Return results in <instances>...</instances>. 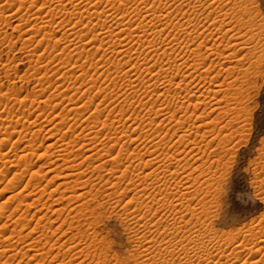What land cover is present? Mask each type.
<instances>
[{
    "label": "rangeland",
    "instance_id": "1",
    "mask_svg": "<svg viewBox=\"0 0 264 264\" xmlns=\"http://www.w3.org/2000/svg\"><path fill=\"white\" fill-rule=\"evenodd\" d=\"M14 1L15 0H0V9L2 8V10L5 12L4 17H3L5 22L0 21V23L2 22L1 23L2 25H0V209L1 210L3 209L2 211L0 210V228H2V229H0V251H2V252H0V264H3L4 262H5L4 264H6V263H9V264H139L142 261L144 262V260L146 263H140V264H148L149 262L150 263L152 262L151 264H153V263L155 264V262H157V261L158 262L156 264H163V263L164 264H174L175 262L177 263V261H180L179 258H176L178 256H175L174 257L175 259L172 256H170L171 260H170L169 256L168 257L165 256L166 258H163L160 256H156L153 258L152 256L155 254L154 253L152 254V251H151L152 256H147V253L144 251H145V248L147 247V242L150 238V235L152 236V234H150V233H149L150 235L147 234L146 235L147 237H144V235H142V238H141V236H140L141 233L136 232V230L138 228L137 224L136 223H135L136 225L132 224V222H130L129 219L132 220V218L134 217L131 213L136 215L137 211H138L137 215L140 216L141 218L150 219V218L155 216L154 217L155 221H157V219L159 220L160 213H158L156 215H153V213H147V212L145 213V210L141 206H139V205L136 206V202H134V200L132 198L134 197V194H137V192H138L137 190H140V188L136 189L137 187L134 186L135 183L132 182V180L134 178H136V176L139 173L138 171L140 170L138 168L140 166L138 163L141 162L139 155L140 156H141V154L142 155L143 154L149 155L148 152H150L152 154H154V153L156 154V152H157L156 151L157 149L152 150V151L151 150L148 151V148L150 147L148 144H149V141L151 140V138L152 137L155 138L156 135H158V133L160 135V132H161L160 136L164 135L166 130H168L170 128L169 125H167V127H166V126H163V124H161L162 118H160V117L156 118L154 113L148 112L147 111L148 106L150 107L153 104V105H156L157 107H160V105L162 104L163 105L162 108L164 106L166 108V106L168 107L169 105H171V106H169V108L171 107L170 110H172V109L177 110L178 104H175V102L173 103V100H171L169 98L165 99L166 97L163 98L165 100H163L162 98H159L158 97V94H160V93H158L160 91L159 88L156 89L157 91L156 90L151 91V89L148 88V87H151L149 84H151L152 83L151 81H153V80H149V79H152L153 76L151 77V74L148 73V70H145V69H146V67H147V69H149V68L152 69L151 65H154V63H156V60L155 59L151 60L152 57L147 54L148 53L147 50L143 49L147 46L143 47L142 44L140 45V43H139L140 41L136 40L137 44H133L134 46L132 45V48H131L132 55L130 56V58L128 56L127 57L125 56V58H121V56H118L116 54V52L112 51L114 49V46L116 45V48H117L118 47L117 44L120 42L116 41V40L110 41V40L106 39L104 36L103 37L101 36L102 37L101 42H100V39L93 38L94 37L93 33L96 35L99 33L101 34V32L102 33L104 32L103 27L101 25H99L96 22V20H92L94 17H91V18L88 17L89 12L87 14V13H85V11L83 9L75 7V6H77L78 1H79V5H84V4H90L91 5L92 4L91 6L96 7V5L99 4L102 7L101 8L98 5L99 11H101V10L105 11L108 8L107 11H105V12H107V14L109 12H110L109 14H113L115 16V18L118 19L119 23H121L122 17H124V18H126V19L122 20V23L125 22L124 25L126 24V21H127V24H129V22L133 19L136 21L138 20L137 21L138 24L139 23L145 24V22L147 21L148 25H151V22L149 20L143 19V21H142V17H139L136 15L139 13L140 10L146 11L147 10L146 8H148L149 5L147 6L146 4H143V0H140V1L138 0L137 3L135 1V4H134V1L131 0L129 2L131 4V6L128 7L130 4H127L124 7L125 10L128 7V9H127L128 12L125 11L123 8L124 13L122 11V13L120 14V12H118V9L120 8L119 6L121 4L120 0H114V1L110 0L111 2H106L108 0H104V1L102 0V2H101V0H98L97 3L95 2L96 0H91V3H90V0H83V1L77 0V2L75 0L76 4H75L74 0H71V1L70 0H68V1L67 0H49L47 2H46V0H44V1L43 0H39V1H37V0H32V1L31 0H27V1L23 0L24 2H26V3H23V4H25V7L23 6V8L20 6V4L17 7V4L19 2H21L22 0L21 1L17 0L16 2H14ZM72 1H73V3H72ZM99 1L101 2V4ZM147 1L148 0H144V3H147ZM151 1L154 2L155 0L154 1L151 0ZM188 1L187 0H181V2H180V0H176V1L173 0V3H172L171 1L168 2V1L164 0V2H166L167 5L169 6L170 10H172V9H174V10H172L171 12H170V10H167V12L165 11V13L163 12V15L160 14L161 17H159L160 19H158V20H161V18H162L166 22L172 21L175 23V22H178L179 20L184 22V20L186 21L190 18L191 20L194 21V23L197 22V24H200V28H204V27L205 28H213L212 26L217 28V26H219V25L221 26L222 23L223 24H225V23L229 24L230 19L232 18L230 15L235 16L237 13H240L243 10V9L241 10V8H245L247 6H248L247 8H249V10L246 8L248 10V13H249V11H254L255 12L254 16L256 15L257 18L254 17L256 19V20H253L255 22V25H254L253 24L254 22H251L250 18L248 19V17H246L244 12H243V14L246 18L243 16L242 13H240V15L242 14L241 16L238 14V16H240L239 18L243 19V20L241 19L242 23L240 21V23L242 24L241 26H239L238 23H236L237 20L234 21L235 24H233L234 23L233 22L232 24L228 25L229 28H234V26H235L236 31H234V32H236L237 34L240 32L239 35L244 36L245 38L247 37L246 41H245L247 43H244V40H243V44L241 42L240 46H238V48H236L234 51L232 48H231L232 51L230 50L229 47H231V46L228 44L227 38H223L224 40H222L221 38H219L220 36L218 37L217 35L212 37V39L210 38L211 40L206 39V41L203 44H201L202 38L199 39L195 43L196 47H198L199 45H202L201 52L206 53V48L210 44H211L210 46H212V44H216V45L218 44L219 45V42L220 43L224 42V43H221V45L222 44L223 45L221 46L222 48H220V49H221V51L224 50V52H225V50L227 51L225 53L223 52V54H224V57L228 56V58H226V59L223 58L224 60L220 59L221 61L217 60L218 63L216 62V65H215L216 67L214 66L213 72L220 73V78L215 79V80L211 79L212 78L211 76L213 74V72H212L210 74V77H208L209 80H208V83H206V87L205 86H201V88L199 87L200 89L195 93V95H193V94L191 95L192 97H191L190 103H192V107H193V104H195V103L198 104V102L200 103V101L202 99H203V102L204 101L209 102L210 99L212 101H215L216 98H217V100L215 102L210 101L209 103H205L206 104L205 106L203 104L200 108H198L197 111H195L196 112L195 114L192 113V111L194 109L193 108L192 111L190 112V113H192V115L189 113V115L187 116L188 119L186 118L188 120L187 124L188 125L191 124L190 126H193L192 125L193 123L194 124L196 123V125H195L196 127H199L202 124L203 125L207 124V123H209V124L204 126V127L201 126L200 130L198 129V131L196 129H194V130L189 132V134L192 135V136L189 135V137H190L189 141L191 142V144L188 141L189 142L188 144H186L187 142H185L184 143L185 145L182 143L183 145L179 144L181 146H178L180 148V152L184 151L182 154V158L184 156L182 161L185 162V163L184 162L181 163V166L184 167L183 170H180V172H182V171L184 172L183 176H180L178 179L183 180L181 183L182 189H183V187L186 188V189L182 190L183 192H181V194H183L184 192L186 193V199H182V201L184 200L183 204H182L183 206L181 205L183 208H181V210H180V211H182V213L180 215H178V217L180 218V216H182V215H185V216H182L183 220L178 219V221L181 224L179 222L176 223L177 221L176 222L174 221L176 219L175 216H172V218L171 217L168 218L167 214L171 211L170 210L168 212V210L170 208L167 207V209H166L163 206L164 207V210H163L164 214L167 212L168 213L166 214L167 219L164 218L163 221L161 220L158 222V223L161 222L159 225V228H161L160 232H163L165 230V227H166V229H167V227H170V228L172 227L171 229L179 228V233L181 231L182 234L176 233L175 235H173L172 236L173 238L176 237L174 240L172 237H171L172 240L167 239V240H170V241H168V244H169L168 246L169 247L171 246V248H170L171 250L176 249V250H174L175 252H178L181 249H183V245L185 243L190 242L189 238L191 237L190 238L191 242L188 243V245H190V246H188L189 248H191V247L195 248V246L193 244H191V243H193L192 241L197 242V244L199 242V244L201 246L204 245V250L203 249L202 250L203 251H205V249L207 251L209 250L208 252H211L212 250L214 251L215 246L217 247L216 249H218L222 246V248L228 250V252L233 251L234 248H236V250H237V248H240L239 251H241V253H240L241 259H239V261H238L239 264H240V262H241V264H258V263L264 264V246H262V245H264V135H261L259 139H257L256 136L254 135L256 132V126L254 123V113H255L256 109L251 106V101L253 99V92L255 91L258 94L260 89L264 88V59H263L264 58V50H263L264 48H262V47H264V45H263L264 42H262V41H264V38L261 39V43L260 42L258 43L255 41L259 40V38H256L255 37L256 35H254L253 38L251 39V41L254 40L255 38H256V40H254L253 42L249 41V39H250L249 37L252 36V33H255V31H256L255 34H257L258 30H259L258 33L260 32V29H258L260 26L258 28L256 26L257 22H259L258 24L263 27L262 30L264 29V0H248V2H247V0H245L246 4H244V2H243V4L241 3L242 5L236 4L235 6L233 4V0H222L221 3L219 2L220 6H217V7L214 4L213 0H206V3H208L207 9H204V11L201 9V11H198L197 13L188 10V8L186 10V5L189 2H191L192 0H190L189 2ZM6 2H7V5H6ZM105 2L107 3V5H105L106 4ZM115 2H116V4H115ZM211 2H213V4H211ZM95 3H96V5H94ZM111 3H113V4H111ZM170 3H171V5H170ZM32 4H34V5H32ZM181 4H182V6H181ZM210 4H211V6H213V5L214 6L211 7ZM9 5L11 7H9ZM43 5L45 7H43ZM70 5H71V7H70ZM112 5L115 7V10L112 9V7H111ZM29 6H31V8ZM172 6L173 7L175 6V7L173 8ZM103 7H105V8H103ZM178 7H180V8L177 12ZM209 7H210V9H208ZM53 8H55V9H53ZM76 8L78 9L77 11H76ZM134 8L136 9L137 13L135 12ZM8 9H10V10H8ZM11 9H12V11H11ZM39 9H40V11H39ZM180 9H181V11H180ZM213 9H216V10L212 11ZM175 10H176V12H175ZM221 10L224 11L222 13H228L229 17H227L225 19V17H221L222 13L219 14L220 16L215 13V11L217 12V11H221ZM74 11H76L77 13H74ZM173 11H174V13H173ZM179 11H180V13H179ZM184 11H185V13L182 14L181 12H184ZM90 12H92V11H90ZM125 12H127V13H125ZM189 12L192 14V16L189 15L190 14ZM213 12H214V14H213ZM50 13H52L53 16ZM61 13L63 15H61ZM78 13H80V15L82 13V15L79 16ZM177 13H178V15H176ZM200 13H202L201 14L202 16H200ZM55 14H56V16H55ZM125 14H127V15H125ZM197 14H199V17ZM77 15H78V17H77ZM167 15L169 16V18L166 17ZM208 15H209V17H211L210 19H209ZM215 15H217V16H215ZM0 16H3V15L1 14ZM84 16H86V17H84ZM173 16L176 18H174ZM195 16L198 18H196ZM53 17H55V18H53ZM81 17L85 18V19L82 18L83 24L81 23L82 25L78 24L76 26L75 24H77V21L79 19H81ZM118 17H120V18H118ZM138 17L140 19H138ZM170 17L172 18V20ZM216 17H218V18L220 17L219 19H217V22L213 21V20H216L215 19ZM71 18H72V21H73V19H75L76 23H74L75 21L71 22ZM37 19L38 20L40 19L45 24L46 28H45L44 24L42 22H40V20L38 22ZM127 19H129V20H127ZM35 20H37V21H35ZM45 20L47 21V25L45 23L46 22ZM247 20H249L248 22H250V23H248ZM51 21H52V23H51ZM65 21L67 24L65 23ZM222 21H224L225 23ZM35 22H37L38 24ZM91 22L93 23V25H94V23H97L98 27L95 25L93 26L91 24ZM212 22H214V23H212ZM50 23H51V25H50ZM57 23H58V27H57ZM71 23L74 25L73 27H72ZM88 23L90 25H88ZM246 23H248V24H246ZM144 24L143 25L140 24V25L144 26ZM49 25L51 26V28L49 27ZM86 25H88V26H86ZM243 25H244V27H243ZM246 25L249 27H246ZM250 25H252V26H250ZM253 25H254V27H253ZM40 26L42 27L41 29L39 28ZM75 26L77 28H75ZM108 26L109 27H111V26L116 27V24H114V22H110L108 24ZM126 26L127 25H125V27ZM128 27H129V25H128ZM240 27L242 28L241 30H240ZM250 27H252V28H250ZM34 28L36 31L34 30ZM70 28L71 29L72 28L77 29V30H76V32L73 29L71 31ZM78 28L79 29L81 28V29L79 30ZM218 28H220V27H218ZM249 28H250V30H249ZM253 28H255V29L257 28V30H255V29L253 30ZM99 29H101V31ZM26 30L27 31L29 30L30 32L29 31L26 32ZM37 30H39L40 32L39 31L37 32ZM78 30H79V32H78ZM70 31L72 33L74 32V35L70 34L71 33ZM87 31H89V32H87ZM93 31H95V32H93ZM249 31H251L250 34H249ZM45 33H47V34L45 35ZM69 34H70V36H69ZM231 34H232V32H230L229 36H231ZM263 34H264V32H263ZM86 35L89 38L86 39V37H87ZM41 36H44V39ZM73 36H75V37L77 36L76 39ZM84 36H86V37H84ZM180 36L182 37V35H180ZM81 37L82 38L84 37V38L82 39ZM68 38L69 39L74 38L75 40L74 39L69 40ZM79 39H80V41H78ZM81 39H82V41H81ZM220 39L222 41H220ZM39 40L41 43L39 42ZM67 40L71 41V42H68ZM94 40H96V41H94ZM56 41H57V43H55ZM86 41L88 43H90L91 45L89 44V46H88V43ZM216 41H217V43H215ZM105 42L108 43L107 46H106ZM75 43L77 45H75ZM86 43H87V45H86ZM114 43H116V44H114ZM230 43H234V42L230 41ZM256 43H258V45ZM99 44H101V45H99ZM227 44L229 45V47H227L228 46ZM252 44H255L254 45L255 47L254 46L251 47ZM259 44L260 45L262 44V46H259ZM83 45H86V46H83ZM64 46L66 49L64 48ZM137 46H139V47H137ZM256 46H258L259 50H262V52H260L259 50H256V49H258V47H256ZM46 48H47V50H46ZM53 48H56V49L52 50ZM77 48H78V50H77ZM226 48L227 49L229 48V49L227 50ZM240 48H243V50ZM249 48H251V49H249ZM96 49H99L100 51L99 50L96 51ZM133 49H136L137 51H135ZM174 50H175V48L173 49L172 57L175 54L176 55L173 58H175L177 55H178L177 57H179V55L182 53L180 47L176 48V51H174ZM237 50H238V53H237ZM240 50H242V51H240ZM139 51H142V52H139ZM78 52H79V54H78ZM177 52H180V53H177ZM232 52H233V54H230ZM141 53L142 54L144 53V54L141 55ZM139 54L141 55V57ZM146 54H147V56H146ZM69 55H70V57H69ZM81 55H83V56L81 57ZM103 55H104V57H103ZM116 55H117V57H116ZM136 55L138 56V59H137L138 61L135 60L137 58ZM241 55L242 56L246 55V56L245 57L243 56L244 57L243 58ZM131 57L132 58L134 57V58L132 59ZM241 57H242V59H241ZM66 58L68 60H66ZM128 58H129V61L131 60V65L125 66L126 60L128 61ZM147 58H149V59H147ZM238 58H240L239 59L240 61L238 60ZM70 59H72V60H70ZM112 59L115 60V62ZM62 60H63V62H62ZM105 60H107V61H105ZM118 60L121 61L122 64ZM144 60L146 63L144 62ZM148 60H149V63H148ZM259 60H261V61H259ZM38 61L40 62V64ZM104 61H105V63H104ZM112 61L114 62V64ZM123 62H125V63H123ZM147 63H148V65H145ZM157 64H159V65H157V66H159L157 68H160L162 65H163L162 66L163 68L161 67L162 69L167 68L166 66H164V64H162L160 62ZM239 64L242 66H240ZM60 65L62 67H60ZM96 65H97V67H95ZM139 65H141V67H140V69L136 68L137 69L136 71H138V75H139V73H140V75L142 73V77H140L139 82H137L136 84H130V81H129L130 77L125 78V72L129 68H131V66L132 67L133 66L139 67ZM144 65H145V67H144ZM45 66H46V68H45ZM66 66H67V68H66ZM98 66H100L101 69ZM233 66L235 67V69ZM94 67L96 69H99V70H95ZM115 67H116V69H115ZM231 67H233L230 70L231 72L226 71L227 68H231ZM236 68H238V69H236ZM77 69L78 70L80 69V70L78 71ZM233 69L235 71L237 70L238 72H234ZM54 70H55V72H54ZM112 70H113V73H112ZM86 71H87V73H86ZM256 71H257V73H256ZM120 72L122 73L123 76L121 75ZM239 72H241V73H239ZM81 73L82 74L86 73L87 75L83 74L84 75L83 76ZM108 73H109V76L107 75ZM228 74H230V75L234 74V77L231 78V76H227ZM237 74H239V75H237ZM70 75L72 76V78L70 77ZM77 75H79V76H77ZM115 75H116V77H115ZM148 75L150 76L149 79H148V77H149ZM121 76L125 81L124 80L122 81ZM241 76L246 78V79H244V78L241 79ZM84 77H86L87 81H85L86 79ZM118 77H120L121 79ZM60 78H62V79H60ZM90 78H92V79H90ZM115 78H118L119 80L115 79ZM142 78H144L143 79L144 81L148 80V82L146 81L147 83H145L144 81H142ZM234 78H235V80H234ZM237 79H238V81H237L235 87L237 85H240L237 88L240 87L239 89L242 92L244 91L242 93L243 94L242 96H244L242 99H244V98L245 99H244V103H242L243 101L241 100L240 104L241 103L242 104L240 105L238 103V105L235 106V102H234V105H233V101L232 102L229 101V103H228V98L226 99V97H225L227 95V92H226L227 88L225 87V85L222 88H218V84H221V82H223L225 80L227 82L228 81L230 82V80L233 82V81H236ZM109 80H111V81H109ZM115 80L118 81L119 83L115 82ZM97 81H98V83H97ZM219 81H221V82H219ZM239 81L241 83H239ZM87 82H88V84H87ZM140 82L144 83V86ZM61 84H63V85H61ZM85 84L88 86H86ZM92 84L94 86H92ZM185 84H187V82ZM113 85H114V87H113ZM115 85H117V86H115ZM134 85H136L137 87ZM216 85H217V88H215ZM44 86H46V87H44ZM87 87H89V88H87ZM91 87L93 90L90 89ZM102 87H103V91H101ZM94 88H95V90H94ZM173 88H174V90L177 89L176 85ZM223 88H225L226 90ZM89 89L92 93L91 92L87 93L89 91ZM104 89H105V91H104ZM129 89H132V90H129ZM148 89H150L149 90V92L151 91L150 93L148 92ZM36 90L38 93L36 92ZM215 90L216 91L219 90V93H218L219 95L215 96L216 95V94H214ZM220 90H221V92H220ZM73 91H74V93H73ZM83 91L85 92V94H87L86 96H84L85 94ZM61 92L62 93L65 92L66 94L64 93L61 95L60 94ZM175 92L176 93L179 92L180 96L181 97L183 96V98H184V96H186V92L180 91V90L172 92L173 93L172 96H174L176 94ZM202 92H203V94H201ZM179 93H178V95H179ZM156 94H157V96H156ZM204 94L207 96H204ZM54 95H56L57 98H55L56 100L53 99V101H52L51 99L54 97ZM58 95H60L59 97H61V98H59ZM209 95H211V96L208 97ZM65 96H66V98H64ZM70 96H71V98H70ZM119 96H120V98H119ZM150 96H151V98H150ZM202 96L205 98H203ZM229 96L231 97L230 94H229ZM50 97H52V98H50ZM104 97H105V102L108 104L110 103L109 104V105H111V106H109L110 109H111V107H113V110H114V108L116 107L115 113H113L114 115L112 116V118H114V116L116 117L118 115H120V116L123 115V117H125L123 119V121H124L126 119H129L130 118L129 115H131L130 121L128 122V125L125 126V128L129 134L134 132V130L136 131V133H132L133 136H131L130 139L128 138L125 141V138L124 139L122 138L121 139L122 141L120 143L118 141L116 145H113V144H115V143H113V141L115 140V134L113 133L114 130L111 131V130L107 129L109 131V134H108L107 133L108 131L105 128L104 129L102 128V127H104L102 124H103L104 120L106 119V116H104L101 119L102 123H100L98 125H96L97 124L96 121L94 120V118H92V117H94L93 116L94 114H92V112L96 108V104L98 103V100H102V99L104 100ZM48 99H50V100H48ZM69 99H71V100L69 101ZM113 99H116V100H114L115 102H113ZM219 100H220V102H219ZM46 101L50 102V103H48V105H50V106L47 105ZM84 101H86V102H84ZM88 101L89 102L91 101V102L89 103ZM93 101H94V103H93ZM39 102H42V103L39 104ZM44 102H46V104ZM58 102L62 103V104H59ZM83 102L87 105L89 103V105H88L89 107L85 106ZM157 102L159 103V105ZM51 103L53 106L51 105ZM54 103L56 105H58V104L59 105L56 106ZM210 103L212 104L211 106H210ZM71 104L76 109H78L82 106L83 110L81 108H80V110L78 109L80 114L79 113L77 114L76 112H75L76 113L75 114L73 110L72 111L70 110V108L71 109L73 108ZM145 104H149V105L147 107H145ZM243 104H244V108H246V109L243 108ZM54 105L58 108L54 107ZM90 105H91V107H90ZM186 105H188V103H186ZM217 105H219V106H217ZM65 106L67 107V109ZM77 106H78V108H77ZM142 106H144V107H142ZM238 106H241L243 108V110L241 107H239V109L237 110ZM52 108H53V110H52ZM217 108H218V110H217ZM234 108H236V109H234ZM42 110L44 112H42ZM145 110H146V112H145ZM240 112L242 113V115L244 117L241 115ZM146 113H147V115H146ZM40 114L41 115L43 114V115L41 116ZM45 114H47V115H45ZM106 114H108L107 111H106ZM145 115L148 116V118ZM45 117L48 119H46ZM238 117H240V118L238 119ZM53 118L55 119V121ZM88 118L89 119L92 118V119L90 121H88ZM85 119H87V120L85 121ZM145 119L146 120L150 119L149 121H151L152 123L149 121H146ZM236 119H238V120L236 121ZM142 120L144 121L145 124H143ZM154 120L156 121L155 123H154ZM61 121L63 123L65 121L66 122L63 124V123H61ZM131 121H133V124H134L133 126H132ZM141 121H142V123H141ZM34 122H35V126L33 125ZM57 123L58 124L60 123L61 125L60 124L58 125ZM137 124H139V126ZM91 125H96V128L93 126L91 127ZM135 125H137V127ZM158 126H159V128H158ZM130 128H132V129H130ZM91 129H92V132L93 131H95V132H93L90 135ZM140 129H141V131H140ZM13 130H15V131H13ZM99 130H101L100 133H99ZM164 130H165V132H164ZM19 131L21 132V134ZM65 131H66V133H65ZM196 131H197V133H196L197 135H195V133H193ZM173 132H175V130ZM95 133H96V135L98 134L97 135L98 137L95 136ZM154 133H155V135H154ZM204 133H207V134L204 135L205 136L204 138H202ZM27 134H29V135H27ZM33 134L39 136V139L37 141L39 144L36 142V147L33 148V146H32V148L34 149L33 152L35 150H37L34 153L32 152V148L29 150V148L31 147L29 145L32 144V143H29V141L31 140V136ZM53 134H54V136H53ZM62 134L63 135L67 134L66 135L68 137L67 142L70 140L69 142H71V143H69V142L68 143H69V145L72 144V145H70L68 152H66V153H68V154H66V156L68 157V161H69V158L70 159L71 158L76 159L73 162L70 161V164H67V165L68 166L74 165L75 171L73 169V173L76 174V172H77L78 177H81V179L83 180V181L81 180L82 182L80 181L81 182V185L79 183L80 186L77 185L78 189H77V187H73L74 185L76 186V184L73 185V183H71V182H70V185L69 184L63 185L62 187L59 188L58 186L60 184H64L65 182L67 183V181H65L63 179L55 178L54 181L51 182L50 179L53 180L52 177L56 176V175L55 174L54 175L47 174V173H45V172H48V171H46L47 168H45V169L41 168L46 163H48V162L50 163L51 160L61 159V157L58 159V156H62V158L65 159L63 156V153L59 152L60 150H62L64 148L63 145H61V141H62L61 138L63 137ZM134 134H135V136H134ZM144 135H147L148 137L145 136V138H144ZM150 135L151 136L153 135V136L150 137ZM159 135L156 137L157 138L156 141H158L160 139ZM107 136H108V138H107ZM109 136H110V139H111V137H112V139L114 137V140H112V139L109 140ZM119 136L121 137V135H119ZM84 137H86V138L84 139ZM91 137H93V139H90ZM95 137H96V139H95ZM174 137L175 138H173V140H171L173 142L178 140L177 135H175ZM49 138H51V139H49ZM87 138H89V140H87ZM136 138H138V139H136ZM21 139H22V141H21ZM90 140H94V142L92 143V141L90 142ZM191 140L195 141V142L193 141L195 143V145H193ZM89 142L92 143V144H90V146L88 145ZM108 143L110 144V146ZM51 144L52 145L54 144V145L51 148L50 147L48 148V146ZM94 144H96V147L94 146ZM240 144L243 145V148H239ZM39 145H41V147ZM58 145H59V147H58ZM103 146L104 147L106 146L105 150L103 149ZM25 147L26 148L29 147V148L26 149ZM88 147H91V150H89L90 148H88ZM107 147H110V148H107ZM37 148H39L40 150ZM47 148H48V152H46ZM120 148L121 149L123 148L122 151ZM182 148H184L186 151ZM107 149H109V150H107ZM133 149H134V151H133ZM141 149H142V151H139ZM195 149H196V151H195ZM28 150H29V152H28ZM192 150H193V152H192ZM198 150H199V152H198ZM239 151L245 152L243 159L246 161V164L243 167H238V160L240 159V157L238 155ZM44 152H46V155L41 157V159H40L39 154H43ZM71 152H72V154H71ZM99 152H101V153L99 154ZM132 152H134V153H132ZM27 153H29V154L26 155ZM30 153H32V154H30ZM59 153H60V155H57ZM107 153H109V154H107ZM184 153H188V155L187 154L185 155ZM193 154H195V155H193ZM24 155L26 156L27 161L24 160L25 159ZM30 155H33V156L30 157ZM53 155H54V157H53ZM89 155H91L92 157H90ZM21 156H24V157L22 158ZM88 156H89L90 160L87 159ZM143 156H145V155H143ZM143 156H141V158ZM67 157H66V159H67ZM135 157H137V159ZM185 157H186V159H189L188 162L185 159ZM91 158H92V160H91ZM96 158H98L99 161ZM115 158L117 159V161H121L122 159L125 162L127 161V164H126L127 166H125V167H129L131 165L132 167L130 166L128 169V171L129 170L130 171L129 172L127 171L126 173H124L122 171H124V169H126L125 167L122 168V171H121V168L120 169L117 168ZM110 159H112V160H110ZM133 159L134 160L136 159L137 163ZM28 160H32V162L31 161L29 162ZM131 160L133 161L132 164H130ZM145 160L147 161L146 158H145ZM145 160H143L142 162H145ZM86 161H89V162H86ZM92 161H94L95 163ZM81 162H83V163H81ZM112 162H114V163H112ZM135 163H136V165H135ZM25 164H26V166H25ZM27 164H29L30 166ZM81 164H83V166ZM120 164H122V163L120 162ZM101 165H103V168ZM48 166L46 165V167H48ZM78 166H81V168H83V169L77 168ZM112 166H114L113 167L114 170L112 169ZM95 167H96V169H95ZM172 167H175V166H172ZM40 169H42V171H40ZM76 169L80 170L81 172L77 171ZM84 169H86V170H84ZM98 169H101V170H98ZM135 169H137V170H135ZM61 170H60V173L64 172L63 169H61ZM83 170H84V173H86V174H83ZM117 170H119L121 172H119ZM35 172H37V173H35ZM38 172H40L41 174H39ZM79 172L81 173V175L79 174ZM115 172H117V173H115ZM45 174H47V175H45ZM116 174H118V175H116ZM32 175H35V176L33 177ZM112 175H113V177H112ZM20 176H22V177H20ZM61 176L64 177L63 174H61ZM117 176H121V177H117ZM124 176H125V178H124ZM108 178H110V179L108 180ZM118 178L119 179L124 178V180H127V181L125 182L124 180H121V179L119 180ZM182 178H184V179H182ZM99 179H101V182ZM134 180L136 183L138 182L137 179H134ZM86 181L89 183L87 184ZM118 181H119V183H121V187L119 186L120 189L117 186ZM83 183H86V187H85V184H83ZM125 183L127 186L125 185ZM191 183H193V184H191ZM113 184H116V185L114 186ZM128 184H129V186H128ZM130 184H132V186ZM32 185L35 186L34 188H36V186H37V189H34ZM112 185H113V187H112ZM80 187L86 188V189L83 188V190H82L83 192H84V190H85V192L87 190L86 196L84 198H81V200L79 198H80V194H83V192L79 190ZM109 187H110V189H109ZM114 187H116V188L114 189ZM117 188L119 189V191ZM39 189H41V190H39ZM44 189H46V190H44ZM124 189L125 190L127 189L126 191L128 193ZM134 189H136V190H134ZM53 190H55V192ZM69 190H72L73 192L72 191L70 192ZM74 190H76V191H74ZM88 190H91V191L89 192ZM245 190H247L248 194L251 196L250 202L240 201L237 198L238 195ZM22 192H23V194H22L23 198H21ZM29 192L31 194L33 192V194H35V195H33V194L31 195ZM38 192H39V194L41 193L40 195L42 197L39 196V194L36 195ZM25 193L28 195L30 194L29 196L31 198L29 196H28V198H30V199H27L26 197L24 198V196L26 195ZM176 193L177 192H173L172 197H175ZM16 194H18V198H15ZM87 194H89V195H87ZM115 195H117V196H115ZM132 195H133V197H132ZM37 196H38V198L41 197L40 200L37 198ZM72 196H75L76 198L72 197ZM122 196H124V197H122ZM13 197H14V199H13ZM67 197H68V200H67ZM95 197L97 199H95ZM11 198H12V200H11ZM116 198H118L120 201ZM22 199L23 200L26 199L24 201V203H23ZM108 199H110V200L108 201ZM113 199L117 200V201H113ZM129 199H131V200H129ZM94 200H96V201H94ZM126 200H129L130 202H128ZM32 201L34 203H36V202H38V203L35 204V206H33ZM4 202H6V203H4ZM29 202L31 203L32 206L30 205ZM120 202H121V204H120ZM19 203L22 205H20ZM2 204H4L5 206ZM28 204L31 207L27 206ZM124 204L128 209L123 206ZM127 204H129L130 206L128 205L129 206L128 207ZM131 204H133V205H131ZM18 205H20L21 207L23 205L24 206L21 208ZM85 205H87L88 207L87 206L85 207ZM100 205H101V207H100ZM17 206L20 208H18ZM62 206H64V207H62ZM134 206H136V207H134ZM72 208H73V210H72ZM140 208H142V209H140ZM40 209H41V211H40ZM59 209H60V211H59ZM92 209H93V211H91ZM138 209H140V210H138ZM183 210H185V211H183ZM85 211H86V213L84 214ZM132 211H136V212L134 213ZM54 212H55V214H54ZM126 212L128 214H126ZM69 213H71V214H69ZM127 215L129 216V219H128ZM131 215L133 217H131ZM31 216H32V218H30ZM87 216H88V218H87ZM19 217H20V220H24V221H20ZM39 218L41 221L39 220ZM26 219L28 221H26ZM73 220H75V221H73ZM96 220H97V222H96ZM181 220L183 222L184 221L185 222L183 223ZM19 221H20V224H19ZM143 221H145V220H143ZM143 221L140 222L138 225L144 224ZM40 222H41V224H40ZM93 222L95 223L96 226L93 224ZM31 223H32V225H31ZM174 223H176V224L173 225ZM6 224H7V226H6ZM21 224H23V225H21ZM13 225L15 228H13ZM88 225H91V226H88ZM3 227H5V228H3ZM181 227H183V229H181ZM21 228H22V234L20 233ZM39 228L40 229L42 228V229L40 230ZM184 228H186V229H184ZM169 229H167V231H169ZM250 231H252V232H250ZM55 232H57V234ZM194 232H195V234H194ZM135 233H137L138 236H136L137 234H135ZM97 234H99V235H97ZM195 235H197V236H195ZM17 237H19V239ZM238 237L242 238V243H240V241H237ZM49 238H51V239H49ZM70 238H72L71 240L73 242L71 240H69ZM37 239H39V240H37ZM35 241H37V242H35ZM243 241H244V243H243ZM57 242H58V244H57ZM139 242H140V244H139ZM200 242H202L203 244ZM229 242H231V243L229 244ZM72 243H74V244H72ZM170 243L173 244V248H172V245ZM180 243H181V246H180ZM232 243H234V244H232ZM236 243H240L239 244L240 246L234 247V245L235 246L238 245ZM60 244H62V245H60ZM175 244H176V246H175ZM226 244L230 245V247H227ZM241 244H243V245H241ZM244 245L247 248V249L245 248L246 251H244ZM174 246H175V248H174ZM184 246L187 247L186 244ZM71 247H75V248H71ZM176 247H178V250ZM205 247H207V248H205ZM232 247H233V250H232ZM13 248L15 251L13 250ZM83 248H84V250H83ZM179 248H181V249H179ZM249 248H252L253 250H251ZM241 249L243 250V252ZM248 249L253 251V252H250ZM3 250H4V253L8 252L5 255L6 258L3 257V254H4ZM5 250H7V252H5ZM46 250H47V252H46ZM65 251H67V252L65 253ZM55 253H56V255H54ZM234 253H235V251L231 252L230 253L231 255H229V256H233ZM142 254H146V256L142 255ZM175 254H178V253H175ZM191 254H192V256L190 255V257H191V260L193 258V260H192V262H194L193 264H196V263L198 264L199 263L198 261L204 262V261H201L202 259L205 258V256H203V255H205L204 252L202 253L203 255L200 254L203 257L200 259H199V257H201V256H199L198 258H195L197 256L193 252ZM8 255L10 257L9 259L7 257ZM44 258H45V260H44ZM78 258H79V260H78ZM146 258H148L149 260ZM151 258H153L154 260L151 261L150 260ZM233 258H234V256H233ZM6 259H7V261H6ZM162 259H164L165 261ZM194 259L195 260L197 259V260L195 261ZM135 260H137V262ZM255 260H257L258 263H256ZM63 261H65V262H63ZM214 263H211V264H214ZM222 263L223 262H221V264ZM216 264H217V260H216Z\"/></svg>",
    "mask_w": 264,
    "mask_h": 264
},
{
    "label": "bare ground",
    "instance_id": "2",
    "mask_svg": "<svg viewBox=\"0 0 264 264\" xmlns=\"http://www.w3.org/2000/svg\"><path fill=\"white\" fill-rule=\"evenodd\" d=\"M17 0H15L14 2H16ZM21 1V0H20ZM27 1V0H26ZM32 1V0H31ZM37 1H39V0H37ZM44 1V0H43ZM47 1H49V0H46V2ZM68 1V0H67ZM71 1V0H70ZM81 1H83V0H81ZM80 1V2H81ZM97 1L98 0H96L95 2L97 3ZM104 1V0H103ZM114 1V0H113ZM121 1V4H120V8L118 9V12H120V14L122 13V11H123V8L127 5V4H130L129 2L131 1V0H120ZM134 1V4H135V1H136V3H137V1L138 0H133ZM140 1V0H139ZM154 1V0H153ZM165 1H168V2H172L173 3V0H165ZM176 1V0H175ZM188 1V0H187ZM190 1V0H189ZM188 1V2H189ZM221 1L222 0H215V2H214V4L216 5V7L217 6H220V3H221ZM12 2V1H11ZM13 2V3H14ZM45 2V3H46ZM58 2V1H57ZM63 2V1H62ZM74 2H75V0H74ZM76 2H77V0H76ZM76 2H75V4H76ZM100 2V1H99ZM101 2H102V0H101ZM101 2H100V4H101ZM106 2H111L110 0H108V1H106ZM105 2V3H106ZM180 2H181V0H180ZM184 2V1H183ZM182 2V3H183ZM187 2V3H188ZM210 2V1H209ZM220 2V3H219ZM243 2H244V4H246L245 2V0H233V4H234V6L236 5V4H243ZM247 2H248V0H247ZM10 3V2H9ZM18 3V2H17ZM16 3V4H17ZM23 3H26V2H24L23 0L21 1V2H19L18 4H17V7H18V5L20 4V6L23 8V6L25 7V4H23ZM71 3V2H70ZM72 3H73V1H72ZM90 3H91V0H90ZM96 3L94 4V5H96ZM114 3V2H113ZM113 3H111V4H113ZM186 3V4H187ZM12 4V3H11ZM10 4V5H11ZM81 4V3H80ZM103 4V3H102ZM115 4H116V2H115ZM114 4V5H115ZM119 4V3H118ZM133 4V3H132ZM133 4V5H134ZM141 4V3H140ZM143 4H146L147 6L149 5V7L148 8H146L147 10L146 11H139V13L138 14H136L137 16H139V17H142V21H143V19L144 20H149L150 22H151V25H148V22L146 21L145 22V24L144 23H139L138 24V20L136 21V20H131L130 22H129V24H127V21H126V24L125 25H127L126 27H125V25H124V23H122V20L123 19H126V18H124V17H122V20H121V23H119V21H118V19L117 18H115V16L113 15V14H107V12H105V11H107V9L105 10V11H103V10H101V11H99V6L98 5H96V7H94V6H91L90 4H84V5H79V1H78V4H77V6H75V7H78V8H81V9H83L84 11H85V13H87L88 14V12H89V14H88V17H94L92 20H96V22L99 24V25H101L102 27H103V30H104V32L102 33L101 32V34L99 33V34H94L93 33V38H96V39H100V42H101V38L104 36L106 39H108V40H110V41H119L120 43H118L117 45H118V47L116 48V45L114 46V49L112 50V51H114V52H116V54L118 55V56H121V58H125V56L127 57H129L130 58V56L132 55V50H131V48H132V45L133 44H137L136 43V40H139L140 42V45L142 44L143 45V47L144 46H147V47H145V48H143V49H145V50H147V54L149 55V56H151L152 58H151V60L152 59H155L156 60V63H154V65H151L150 67L152 68V69H147V67H146V69L145 70H148V73H150L151 74V77L153 76V78L152 79H149L150 78V76L148 77V79L149 80H153V81H151L152 83L151 84H149L151 87H148V88H150L151 89V91H154V90H156V89H160V91L158 92V93H160V94H158V97L159 98H164V97H166L165 99H167V98H169V99H171V100H173V103L175 102V104H178V109L177 110H170L171 109V107L169 108V106H171V105H169L168 107L166 106V108H165V106L162 108V104L160 105V107H157L156 105H153L152 104V106H148L149 104H145V107H147L148 106V112H150V113H154L155 114V116H156V118H158V117H160V118H162V121H161V124H163V126H166L167 127V125H169V129L168 130H166V132H165V130H164V132H165V134L164 135H162V136H160L161 135V132H160V135H159V133H158V135H159V140L158 141H156V137L158 136V135H156V137L154 138V137H152L151 135H150V137H152L151 138V140L149 141V148H148V151H152V150H156L157 152H156V154L154 153V154H152V153H150V152H148V154L149 155H146V154H143V155H145V156H143L142 154H141V156H143L142 158H141V156L139 155V157H140V159H141V162H139L138 164L140 165L138 168L140 169H138L139 171V173H138V175L136 176V178H134V179H137V183L135 182V180L133 179H131L132 180V182H134L135 183V185L134 186H136L135 188L136 189H138V188H140V190H137L138 192H137V194H134V197H133V195H132V199L134 200V202H136V206H141L144 210H145V213L147 212V213H153V215H156V214H158V213H160V216H159V220L157 219V221H155V219H154V217H152V218H150V219H147V218H141L140 216H138L137 214H138V211H137V214L136 215H134L133 213H131L132 215H131V217H133L132 218V220L131 219H129V216H128V219L130 220V222H132V224H137V226H138V228H137V230H136V232L138 233H141V238H142V235H144V237H147L146 235L147 234H152V236L150 235V238H149V240H148V242H147V247L145 248V251L144 252H146L147 253V256H152V254L154 253L155 255H153L152 257L154 258V257H156V256H160V257H163V258H166L165 256H169V258H170V256H172L173 258L175 257V256H178V257H176V258H179V260L180 261H177V263L175 262L174 264H193L194 262H192V260H193V258H192V260H191V257H190V255L192 256V252L197 256V257H195V258H198L199 256H201L200 254H202L203 252L205 253V255H203V256H205V258L204 259H202L201 261H204V262H200V261H198L199 263L198 264H211V263H214V264H216V260H217V264L219 263V264H221V262H223L224 264L226 263H228V264H239L238 263V261H239V259H241V255H240V253H241V251H239L240 250V248H237V250H236V248H234V250H233V247H232V250L233 251H231V252H234L235 251V253H234V258H233V256H229V255H231L230 253V251L228 252V250H226V249H224V248H222V246L220 247V248H218V249H216L217 247L215 246V250L212 252H208L206 249H205V251H203L204 250V245H200L199 244V242H198V244H197V242H194V241H192L193 243H191V244H193L194 246H195V248H193V247H191V248H189L188 246H190V245H188V243H190L191 242V237L189 238V240H190V242H188V243H185L186 244V246L188 247H185L183 244V249H181V248H179V249H181L180 251H178V252H175L174 250H176V249H174V250H171L170 248H171V246L169 247L168 245V241H170V240H167V239H171L172 240V236L173 235H175L176 233H179V228H173V229H171L170 227H167V229H169V231H167V229H166V227H165V230L163 231V232H160V230H161V228H159V225H160V223H158L159 221H163L164 220V218H166V214L168 215V218H172V216H175V222L176 223H178L179 221H178V219H182V216H185V215H182V216H180V218L178 217V215H180L181 213H182V211H180L181 210V208H183L182 206V204H183V201H182V199H186V193L184 192L183 194H181V192H183L182 190L183 189H186L185 187H183V189H182V181L183 180H179L178 178L180 177V176H183V171L182 172H180V170H183V168L184 167H182L181 166V163H183L184 161H182L183 160V158H184V156H183V158H182V154H183V152L184 151H182V152H180V148L178 147V146H181V145H179V144H184L185 142H187L186 144H188L190 141V137H189V135H191V134H189V132L190 131H192V130H194V129H196L197 131H198V129L200 130V127L202 126V127H204V126H206V125H208L209 123H207V124H202V125H200L199 127H196L195 125H196V123L194 124H192L193 126H190V125H188L187 124V116L189 115V113L192 111V109H193V111H192V113H196L195 111H197L198 110V108H200L203 104H204V106L206 105L205 103H209L210 101L211 102H215L216 100H217V98H216V100L215 101H212L211 99H210V101L209 102H203V99L200 101V103L198 102V104H193V107H192V103H190V101H191V95L193 94V95H195V93L201 88V86H205L206 87V83H208V80H209V78L208 77H210V74L213 72V69H214V66L216 65V62L218 63V61L217 60H220V59H226V58H228V56H226V57H224V54H223V52H224V50L223 51H221V49L220 48H222L221 46L223 45H221V43H224V42H219V45L217 46L216 44H212V46H208L207 48H206V53H202L201 52V48H202V45H199L198 47H196L195 46V43L199 40V39H201L202 38V42H201V44H203L205 41H206V39H212V37H214L215 35H217L219 38H221L222 40H224L223 38H227L228 39V44L231 46V47H229V45L227 46V47H229L230 48V50H231V48L233 49V51L236 49V48H238V46H240V44H241V42H242V44H243V40H244V43H247V42H245L246 41V38L244 37V36H241V35H239V33L237 34L236 32H234V31H236V29H235V26H234V28H229V26L228 25H230V24H232L235 20H237V22L236 23H238V25L239 26H241L242 24V18H239L242 14H243V12H244V14H245V16L246 17H248V19L250 18V21L251 22H254L253 20H256L254 17H256L257 18V16L255 15L254 16V11H249V13H248V10H249V8H247V7H245V8H241V12L240 13H242L241 15H240V13H237L235 16H232V15H230L232 18L230 19V23L229 24H227V23H225L224 21H222V22H224L225 24H221V26L219 25V26H217V28L218 27H220V28H216V27H214V26H212L213 28H200V24H197V22H195L194 23V21L193 20H191L190 18L188 19V20H184V22H182L181 20H179L178 22H166V21H164V19H162L161 18V20H158V19H160L159 17H161L160 16V14H162L163 15V12L165 13V11L167 12V10H170V8H169V6L167 5V3L166 2H164V0H155L154 2H152L151 0L149 1H147V3H144V0H143ZM180 4V3H179ZM185 4V3H184ZM211 4H213V2H211ZM211 4H210V6H211ZM241 4V5H242ZM6 5H7V2H6ZM9 5V7H11ZM32 5H34V4H32ZM46 5V4H45ZM52 5V4H51ZM61 5V4H60ZM72 5V4H71ZM71 5H70V7H71ZM104 5V4H103ZM105 5H107V3L105 4ZM138 5V4H137ZM145 5V6H146ZM170 5H171V3H170ZM173 5V4H172ZM19 6V7H20ZM118 6V5H117ZM131 6V4L128 6V7H130ZM136 6V5H135ZM140 6V5H139ZM146 6V7H147ZM180 6V5H179ZM181 6H182V4H181ZM180 6V7H181ZM214 6V5H213ZM213 6H211V7H213ZM233 6V7H234ZM15 7V6H14ZM30 8H31V6H29ZM43 7H45L44 5H43ZM61 7V6H60ZM63 7V6H62ZM66 7V6H65ZM73 7V6H72ZM101 7V6H100ZM108 7V6H107ZM112 7V9H114L115 10V7L112 5L111 6ZM128 7L126 8V10H125V8H124V10L125 11H127L128 12ZM171 7V6H170ZM173 7V6H172ZM175 7V6H174ZM173 7V8H174ZM180 7H178V9H177V12H178V10H179V8ZM185 7V6H184ZM207 7H208V3H206V0H192L191 2H189L187 5H186V10H187V8H188V10H190V11H193V12H198V11H201V9L204 11V9H207ZM215 7V8H216ZM64 8V7H63ZM74 8V7H73ZM72 8V9H73ZM102 8V7H101ZM103 8H105V7H103ZM136 8V7H135ZM134 8V9H135ZM236 8V7H235ZM234 8V9H235ZM248 10H247V9ZM5 9V8H4ZM13 9V8H12ZM12 9H11V11H12ZM18 9V8H17ZM29 9V8H28ZM53 9H55V8H53ZM75 9V8H74ZM111 9V8H110ZM133 9V8H132ZM172 9V8H171ZM182 9V8H181ZM181 9H180V11H181ZM208 9H210V7L208 8ZM212 9V8H211ZM220 9V8H219ZM218 9V10H219ZM8 10H10V9H8ZM7 10V11H8ZM52 10V9H51ZM65 10V9H64ZM78 9L76 8V11H77ZM113 10V11H114ZM172 10H174V9H172ZM172 10H170V12L172 11ZM214 10H216V9H213L212 11H214ZM38 11V10H37ZM39 11H40V9H39ZM63 11V10H62ZM68 11V10H67ZM76 11H74V13H77ZM90 11H92V12H90ZM112 11V12H113ZM117 11V10H116ZM180 11H179V13H180ZM247 11V12H246ZM80 12V11H79ZM127 12H125V13H127ZM135 12L137 13V11H136V9H135ZM169 12V11H168ZM175 12H176V10H175ZM222 12H224L223 10H221V11H215V13L217 14V15H219L220 13H222ZM228 12V11H227ZM63 13V12H62ZM61 13V15H63ZM83 13V12H82ZM82 13H81V15H82ZM123 13H124V11H123ZM173 13H174V11H173ZM182 14L183 13H185V11L184 12H181ZM190 13V12H189ZM3 15V16H0V21H4V14H5V12L2 10V8L0 9V15ZM11 14V13H10ZM29 14V13H28ZM50 14H52V13H50ZM66 14V13H65ZM69 14V13H68ZM79 14V16H81L80 15V13H78ZM135 14V13H134ZM168 14V13H167ZM195 14V13H194ZM202 13H200V16H202L201 15ZM213 14H214V12H213ZM238 14L240 15V16H238ZM244 14H243V16H244ZM26 15V14H25ZM47 15V14H46ZM71 15V14H70ZM73 15V14H72ZM119 15V14H118ZM125 15H127V14H125ZM169 15V14H168ZM166 16V17H168L169 18V16ZM172 15V14H171ZM170 15V16H171ZM176 15H178V13L176 14ZM175 15V16H176ZM185 15V14H184ZM189 15H191L192 16V14L190 13ZM198 15V17H199V14H197ZM212 15V14H211ZM217 15H215V16H217ZM8 16V15H7ZM30 16V15H29ZM52 16H53V14H52ZM55 16H56V14H55ZM58 16V15H57ZM124 16V15H123ZM180 16V15H179ZM190 16V17H191ZM194 16V15H193ZM220 16V15H219ZM244 16V17H245ZM6 17V16H5ZM51 17V16H50ZM71 17V16H70ZM74 17V16H73ZM77 17H78V15H77ZM84 17H86V16H84ZM84 17H81V19H79L78 21H77V24H75L76 26L78 25V24H81L82 22H83V19H85ZM121 17V16H120ZM120 17H118V18H120ZM138 17V19H140ZM165 17V16H164ZM165 17V18H166ZM174 17V16H173ZM181 17V16H180ZM196 17V16H195ZM198 17H196V18H198ZM208 17H209V15H208ZM221 17H225V19L227 18V17H229V15H228V13H222L221 14ZM245 17V18H246ZM47 18V17H46ZM52 18V17H51ZM53 18H55V17H53ZM65 18V17H64ZM76 18V17H75ZM80 18V17H79ZM83 18V19H82ZM128 18V17H127ZM136 18V17H135ZM167 18V19H168ZM171 18V17H170ZM174 18H176V17H174ZM178 18V17H177ZM183 18V17H182ZM194 18V17H193ZM211 17H209V19H210ZM220 18V17H219ZM218 17H216L215 19L216 20H213V21H215V22H217V19H219ZM244 18V19H245ZM35 19V18H34ZM87 19V18H86ZM89 19V18H88ZM166 19V20H167ZM185 19V18H184ZM195 19V18H194ZM242 19V20H241ZM16 20V19H15ZM18 20V19H17ZM31 20V19H30ZM33 20V19H32ZM38 20V19H37ZM37 20H35V21H37ZM40 20V19H39ZM39 20H38V22H39ZM52 20V19H51ZM61 20V19H60ZM91 20V19H90ZM89 20V21H90ZM91 20V21H92ZM127 20H129V19H127ZM169 20V19H168ZM171 20H172V18H171ZM178 20V19H177ZM183 20V19H182ZM239 20V21H238ZM46 21V20H45ZM73 21H75V19H73ZM72 21V18H71V22H73ZM140 21V20H139ZM196 21V20H195ZM220 21V20H219ZM240 21H241V23H240ZM249 20H247V22H248ZM5 22V21H4ZM40 22H42L41 20H40ZM59 22V21H58ZM110 22H114V24H116V27L114 28V27H109L108 26V24L110 23ZM244 22V21H243ZM2 23V22H1ZM0 23V25H2ZM35 23H37V22H35ZM43 23V22H42ZM46 23V25H47V21L45 22ZM51 23H52V21H51ZM51 23H50V25H51ZM65 23H66V21H65ZM64 23V24H65ZM74 23H76V21L74 22ZM97 23H94V25L95 26H97L98 27V24ZM147 23V24H146ZM153 23V24H152ZM212 23H214V22H212ZM219 23V22H218ZM217 23V24H218ZM245 23V22H244ZM248 23H250V22H248ZM248 23H246V24H248ZM259 22H257V24H256V26H257V28L258 29H260V32L258 33V31H257V34H255L256 33V31H255V33H252V36L251 37H249L250 39H249V41H251V39L253 38V36L254 35H256L255 37L256 38H259V40H257V41H255V42H260L261 43V39H263L264 38V34H263V32H264V29L262 30V26L261 25H259L258 24ZM38 24V23H37ZM44 24V23H43ZM63 24V25H64ZM67 24V23H66ZM70 24V23H69ZM83 24V23H82ZM81 24V25H82ZM91 24L93 25V23L91 22ZM140 24H144V26H141ZM150 24V23H149ZM205 24V23H204ZM216 24V23H215ZM233 24H235V22L233 23ZM254 25H255V22L253 23ZM35 25V24H34ZM49 25V27L51 28V26ZM71 25H72V27L74 26L72 23H71ZM88 25H90L89 23H88ZM88 25H86V26H88ZM91 25V26H92ZM93 25V26H94ZM113 25V24H112ZM128 25H129V27H128ZM212 25V24H211ZM214 25V24H213ZM237 25V24H236ZM237 25V26H238ZM254 25H253V27H254ZM44 26H45V24H44ZM75 26V28H77ZM80 26V25H79ZM216 26V25H215ZM238 26V27H239ZM250 26H252V25H250ZM18 27V26H17ZM20 27V26H19ZM33 27V26H32ZM48 27V28H49ZM57 27H58V23H57ZM67 27V26H66ZM90 27V26H89ZM243 27H244V25H243ZM246 27H249V26H247L246 25ZM38 28V27H37ZM40 29L42 28L41 26L39 27ZM38 28V29H39ZM45 28H46V26H45ZM60 28V27H59ZM100 28V27H99ZM250 28H252V27H250ZM250 28H249V30H250ZM257 28L255 29V28H253V30L255 29V30H257ZM15 29V28H14ZM31 29V28H30ZM71 29V28H70ZM73 29V28H72ZM72 29H71V31H72ZM79 29V28H78ZM81 29V28H80ZM79 29V30H80ZM225 29V30H224ZM242 28L240 27V30H241ZM245 29V28H244ZM34 30H35V28H34ZM66 30V29H65ZM68 30V29H67ZM73 30H75V32H76V30L77 29H73ZM79 30H78V32H79ZM83 30V29H82ZM97 30V29H96ZM100 31H101V29H99ZM252 30V31H253ZM263 32H262V31ZM29 31V30H28ZM27 30H26V32H28ZM36 31V30H35ZM39 30H37V32H38ZM54 31V30H53ZM69 31V30H68ZM70 31V32H71ZM98 31V30H97ZM30 32V31H29ZM40 32V31H39ZM58 32V31H57ZM87 32H89V31H87ZM93 32H95V31H93ZM230 32H232V34H231V36H229V34H230ZM250 32L251 31H249V34H250ZM92 33V32H91ZM98 33V32H97ZM235 33V34H234ZM246 33V32H245ZM47 33H45V35H46ZM51 34V33H50ZM70 34H73L74 35V32L72 33H70ZM70 34H69V36H70ZM89 34V33H88ZM31 35V34H30ZM42 35V34H41ZM180 35H182V37L180 36ZM35 36V35H34ZM68 36V37H69ZM78 36V35H77ZM76 36V37H77ZM87 36V35H86ZM86 36H84V37H86ZM102 36V37H101ZM41 37H43V39H44V36H41ZM73 37H75V36H73ZM76 37H75V39H76ZM83 37V38H84ZM91 37V36H90ZM28 38V37H27ZM32 38V37H31ZM30 38V39H31ZM52 38V37H51ZM80 38V37H79ZM82 38V37H81ZM82 38V39H83ZM87 38H89L88 36L86 37V39ZM104 38V39H105ZM256 38L254 39V40H256ZM47 39V38H46ZM65 39V38H64ZM63 39V40H64ZM69 39V38H68ZM74 38H70L69 40H73ZM74 39V40H75ZM82 39H81V41H82ZM91 39V38H90ZM89 39V40H90ZM145 41H144V40ZM210 39V40H211ZM220 39V41H222ZM35 40V39H34ZM42 40V39H41ZM61 40V39H60ZM59 40V41H60ZM92 40V39H91ZM254 40H252L251 42H253ZM45 41V40H44ZM52 41V40H51ZM58 41V40H57ZM57 41L55 42V43H57ZM68 41V40H67ZM66 41V42H67ZM78 41H80V39L78 40ZM94 41H96V40H94ZM99 41V40H98ZM97 41V42H98ZM143 41V42H142ZM208 41V40H207ZM214 41V40H213ZM230 41H233L234 43H230ZM248 41V42H249ZM15 42V41H14ZM39 42H40V40H39ZM43 42V41H42ZM68 42H71V41H68ZM73 42V41H72ZM87 42V41H86ZM107 42V41H106ZM105 42V44H106V46H107V44L108 43H106ZM262 42H264V41H262ZM41 43V42H40ZM47 43V42H46ZM88 43V42H87ZM87 43H86V45H87ZM92 43V42H91ZM127 43V44H126ZM215 43H217V41L215 42ZM226 43V42H225ZM250 43V42H249ZM258 43H256L257 45H258ZM27 44V43H26ZM38 44V43H37ZM68 44V43H67ZM89 44L90 43H88V46H89ZM94 44V43H93ZM98 44V43H97ZM114 44H116V43H114ZM130 44V45H129ZM51 45V44H50ZM69 45V44H68ZM75 45H77L76 43H75ZM86 45H83V46H86ZM91 45V44H90ZM99 45H101V44H99ZM113 45V44H112ZM247 45V44H246ZM249 45V44H248ZM255 44H252L251 45V47L252 46H254ZM264 45V44H263ZM42 46V45H41ZM47 46V45H46ZM71 46V45H70ZM93 46V45H92ZM96 46V45H95ZM109 46V45H108ZM134 46V45H133ZM243 46V45H242ZM245 46V45H244ZM259 46H262V44L260 45L259 44ZM51 47V46H50ZM69 47V46H68ZM94 47V46H93ZM104 47V46H103ZM110 47V46H109ZM137 47H139V46H137ZM178 47H180V49H181V51H182V53L179 55V57H175V58H173L175 55H173V57H172V54H173V49L175 48V50L174 51H176V48H178ZM255 47V46H254ZM256 47H258V46H256ZM40 48V47H39ZM48 48V47H47ZM47 48H46V50H47ZM64 48H65V46H64ZM79 48V47H78ZM78 48H77V50H78ZM101 48V47H100ZM111 48V47H110ZM141 48V47H140ZM139 48V49H140ZM228 48V49H229ZM262 48H264V47H262ZM54 49H56V48H53L52 50H54ZM63 49V48H62ZM66 49V48H65ZM84 49V48H83ZM89 49V48H88ZM87 49V50H88ZM227 49V48H226ZM227 49V50H228ZM240 49H242L243 50V48H240ZM249 49H251V48H249ZM261 49V48H260ZM51 50V51H52ZM97 50H99V49H96V51ZM107 50V49H106ZM109 50V49H108ZM133 50H135V51H137L136 49H133ZM229 50V51H230ZM239 50V49H238ZM238 50H237V53H238ZM242 50H240V51H242ZM256 50H259V47H258V49H256ZM264 50V49H263ZM50 51V50H49ZM100 51V50H99ZM111 51V52H112ZM180 51V50H179ZM180 51V52H181ZM232 51V50H231ZM239 51V52H240ZM248 51V50H247ZM260 52H262V50H259ZM75 52V51H74ZM83 52V51H82ZM113 52V53H114ZM139 52H142V51H139ZM180 52H177V53H180ZM225 52H227L226 50H225ZM224 52V53H225ZM236 52V51H235ZM251 52V51H250ZM256 52V51H255ZM258 52V51H257ZM259 52V53H260ZM76 53V52H75ZM74 53V54H75ZM86 53V52H85ZM98 53V52H97ZM137 53V52H136ZM176 53V52H175ZM253 53V52H252ZM63 54V53H62ZM73 54V55H74ZM77 54V53H76ZM78 54H79V52H78ZM135 54V53H134ZM144 54V53H143ZM142 53H141V55H143ZM147 54H146V56H147ZM230 54H233V52L232 53H230ZM240 54V53H239ZM262 54V53H261ZM105 55V54H104ZM104 55H103V57H104ZM117 55H116V57H117ZM140 55V54H139ZM141 55H140V57H141ZM228 55V54H227ZM255 55V54H254ZM39 56V55H38ZM83 55H81V57H82ZM112 56V55H111ZM242 56V55H241ZM244 56V55H243ZM242 56V57H243ZM246 56V55H245ZM244 56V57H245ZM262 56V55H261ZM43 57V56H42ZM65 57V56H64ZM69 57H70V55H69ZM72 57V56H71ZM89 57V56H88ZM102 57V58H103ZM113 57V56H112ZM136 59L135 60H137L138 59V56L136 55ZM230 57V56H229ZM242 57H241V59H242ZM243 57V58H244ZM107 58V57H106ZM109 58V57H108ZM120 58V59H121ZM129 58H128V61H129ZM132 58V57H131ZM134 58V57H133ZM132 58V59H133ZM255 58V57H254ZM62 59V58H61ZM73 59V58H72ZM72 59H70V60H72ZM77 59V58H76ZM119 59V60H120ZM147 59H149V58H147ZM223 59V60H224ZM240 58H238V60H239ZM253 59V58H252ZM264 59V58H263ZM66 60H68L67 58H66ZM91 60V59H90ZM113 60V59H112ZM118 60V61H119ZM150 60V61H151ZM255 60V59H254ZM75 61V60H74ZM88 61V60H87ZM93 61V60H92ZM105 61H107V60H105ZM105 61H104V63H105ZM114 62H115V60H113ZM112 61V62H113ZM127 60H126V64H125V66H129V65H131V60L128 62ZM138 61V60H137ZM221 61V60H220ZM219 61V62H220ZM240 61V60H239ZM259 61H261V60H259ZM39 62V61H38ZM62 62H63V60H62ZM111 62V63H112ZM114 62H113V64H114ZM120 63H121V61H119ZM144 62H145V60H144ZM162 63V64H164V66H166L167 68L166 69H162L163 67V65L160 67V68H157V67H159V66H157V65H159V64H157V63ZM224 62V61H223ZM226 62V61H225ZM258 62V61H257ZM57 63V62H56ZM110 63V64H111ZM123 63H125V62H123ZM146 63V62H145ZM148 63H149V60H148ZM148 63L147 64H145V65H148ZM152 63V64H153ZM243 63V62H242ZM39 64H40V62H39ZM62 64V63H61ZM66 64V63H65ZM70 64V63H69ZM88 64V63H87ZM92 64V63H91ZM122 64V63H121ZM251 64V63H250ZM259 64V63H258ZM63 65V64H62ZM75 65V64H74ZM93 65V64H92ZM95 65V64H94ZM99 65V64H98ZM102 65V64H101ZM137 65V64H136ZM145 65H144V67H145ZM161 65V64H160ZM240 65V64H239ZM254 65V64H253ZM252 65V66H253ZM37 66V65H36ZM65 66V65H64ZM68 66V65H67ZM67 66H66V68H67ZM91 66V65H90ZM103 66V65H102ZM124 66V67H125ZM240 66H242V65H240ZM60 67H62L61 65H60ZM73 67V66H72ZM77 67V66H76ZM92 67V66H91ZM95 67H97V65L95 66ZM94 67V68H95ZM99 68H100V66H98ZM121 67V66H120ZM140 67H141V65H139V67H132L131 66V68H129L126 72H125V78H128V77H130V79H129V81H130V84H136L137 82H139V80H140V77H142V73H141V75H140V73H139V75H138V71H136L137 69H140ZM216 67V66H215ZM234 67V66H233ZM233 67H231V68H227V70L226 71H229V72H231L230 70L233 68ZM237 67V66H236ZM259 67V66H258ZM39 68V67H38ZM45 68H46V66H45ZM137 68V69H136ZM248 68V67H247ZM251 68V67H250ZM254 68V67H253ZM37 69V68H36ZM71 69V68H70ZM92 69V68H91ZM101 69V68H100ZM115 69H116V67H115ZM144 69V68H143ZM142 69V70H143ZM234 69H235V67H234ZM233 69V70H234ZM236 69H238V68H236ZM240 69V68H239ZM40 70V69H39ZM50 70V69H49ZM52 70V69H51ZM78 70V69H77ZM80 70V69H79ZM78 70V71H79ZM95 70H99V69H96L95 68ZM106 70V69H105ZM232 70V71H233ZM253 70V69H252ZM68 71V70H67ZM70 71V70H69ZM83 71V70H82ZM103 71V70H102ZM122 71V70H121ZM220 71V70H219ZM242 71V70H241ZM248 71V70H247ZM246 71V72H247ZM54 72H55V70H54ZM76 72V71H75ZM81 72V71H80ZM234 72H238L237 70L235 71L234 70ZM244 72V71H243ZM245 72V73H246ZM253 72V71H252ZM59 73V72H58ZM63 73V72H62ZM61 73V74H62ZM86 73H87V71H86ZM85 73V74H86ZM89 73V72H88ZM107 73V72H106ZM111 73V72H110ZM112 73H113V70H112ZM121 73V72H120ZM233 73V72H232ZM239 73H241V72H239ZM256 73H257V71H256ZM71 74V73H70ZM76 74V73H75ZM82 74V73H81ZM84 74V73H83ZM82 74V75H83ZM84 74V75H85ZM131 74V75H130ZM214 74V75H213ZM213 74H212V78L211 79H213V80H215V79H219L220 78V73H218V72H213ZM231 74V73H230ZM230 74H228L227 76H231V78L232 77H234V74H232V75H230ZM38 75V74H37ZM63 75V74H62ZM68 75V74H67ZM66 75V76H67ZM81 75V76H82ZM83 75V76H84ZM87 75V74H86ZM101 75V74H100ZM108 76H109V73L107 74ZM111 75V74H110ZM121 75H122V73H121ZM237 75H239V74H237ZM244 75V74H243ZM44 76V75H43ZM65 76V77H66ZM77 76H79V75H77ZM92 76V75H91ZM123 76V75H122ZM122 76H121V78H122ZM248 76V75H247ZM69 77V76H68ZM70 77L72 78V76L70 75ZM115 77H116V75H115ZM237 77V76H236ZM235 77V78H236ZM67 78V77H66ZM79 78V77H78ZM85 79H86V77H84ZM114 78V77H113ZM118 78H120V77H118ZM118 78H115V79H118ZM120 78V79H121ZM235 78H234V80H235ZM242 78H244V77H242L241 76V79ZM60 79H62V78H60ZM90 79H92V78H90ZM110 79V78H109ZM144 78H142V81H144L143 80ZM244 79H246V78H244ZM40 80V79H39ZM106 80V79H105ZM119 80V79H118ZM124 79L122 78V81H123ZM212 80V81H213ZM224 80V79H223ZM233 80V79H232ZM67 81V80H66ZM83 81V80H82ZM85 81H87V79L85 80ZM108 81V80H107ZM109 81H111V80H109ZM125 81V80H124ZM128 81V80H127ZM148 82V80H145L144 82L145 83H147ZM190 81V82H189ZM237 81H238V79L236 80V81H231L230 80V82L228 81H223V82H221V81H219V82H221V84H218V88H222V87H224V85H225V87L227 88V95L225 96L226 97V99L228 98V103H229V101H233V105H234V102H235V106L236 105H238V103L240 104V101L242 100L243 102L242 103H244V99H242L244 96H242L243 94V92L239 89V88H237L238 86H240V85H237L236 87H235V85H236V83H237ZM53 82V81H52ZM93 82V81H92ZM91 82V83H92ZM103 82V81H102ZM106 82V81H105ZM115 82H117V83H119L118 81H116L115 80ZM150 82V81H149ZM187 82V84H185ZM218 82V83H219ZM243 82V81H242ZM97 83H98V81H97ZM114 83V82H113ZM141 83V82H140ZM239 83H241L240 81H239ZM87 84H88V82H87ZM102 84V83H101ZM115 84V83H114ZM141 84H143V86H144V83H141ZM140 84V85H141ZM215 84V83H214ZM245 84V83H244ZM61 85H63V84H61ZM76 85V84H75ZM83 85V84H82ZM81 85V86H82ZM86 85V84H85ZM90 85V84H89ZM107 85V84H106ZM139 85V86H140ZM148 85V84H147ZM176 85V88L177 89H175L174 90V86ZM185 85V86H184ZM248 85V84H247ZM86 86H88V85H86ZM85 86V87H86ZM92 86H94L93 84H92ZM115 86H117V85H115ZM130 86V85H129ZM134 86H136V85H134ZM142 86V85H141ZM184 86V87H183ZM44 87H46V86H44ZM83 87V86H82ZM113 87H114V85H113ZM137 87V86H136ZM135 87V88H136ZM200 87V88H199ZM40 88V87H39ZM52 88V87H51ZM69 88V87H68ZM71 88V87H70ZM87 88H89V87H87ZM110 88V87H109ZM215 88H217V85L215 86ZM236 88V89H235ZM247 88V87H246ZM57 89V88H56ZM82 89V88H81ZM90 89H92V87L90 88ZM90 89H89V91L87 92V93H90L91 91H90ZM146 89V88H145ZM150 89H148V92H149V90ZM223 89H225V88H223ZM66 90V89H65ZM93 90V89H92ZM94 90H95V88H94ZM101 90V89H100ZM129 90H132V89H129ZM185 91L186 92V96H184V98H183V96L181 97L180 96V93H179V95H178V93H176L174 96H172V92H174V91ZM202 90V89H201ZM226 90V89H225ZM57 91V90H56ZM61 91V90H60ZM63 91V90H62ZM70 91V90H69ZM72 91V90H71ZM76 91V90H75ZM85 91V90H84ZM83 91V92H84ZM101 91H103V87H102V90ZM104 91H105V89H104ZM150 91V92H151ZM157 91V90H156ZM210 91V90H209ZM36 92H37V90H36ZM66 92V91H65ZM64 92V93H65ZM99 92V91H98ZM107 92V91H106ZM149 92V93H150ZM213 92V91H212ZM215 93L214 94H216L215 96H217V95H219L218 93H219V90L218 91H214ZM220 92H221V90H220ZM225 92V93H226ZM38 93V92H37ZM41 93V92H40ZM64 93H60L61 95L62 94H64ZM73 93H74V91H73ZM92 93V92H91ZM157 93V92H156ZM184 93V92H183ZM66 94V93H65ZM68 94V93H67ZM84 94H85V92H84ZM201 94H203V92L201 93ZM209 94V93H208ZM229 94L231 95V97L229 96ZM39 95V94H38ZM37 95V96H38ZM87 94H85L84 96H86ZM89 95V94H88ZM119 95V94H118ZM122 95V94H121ZM148 95V94H147ZM184 95V94H183ZM213 95V94H212ZM45 96V95H44ZM53 96V95H52ZM60 95H58V97H59ZM64 96V95H63ZM62 96V97H63ZM77 96V95H76ZM154 96V95H153ZM156 96H157V94H156ZM204 96H207V95H205L204 94ZM211 95H209L208 97H210ZM49 97V96H48ZM97 97V96H96ZM203 97V96H202ZM230 97V98H229ZM39 98V97H38ZM42 98V97H41ZM46 98V97H45ZM50 98H52V97H50ZM55 98H57V96L56 95H54V97L51 99L52 101H53V99L54 100H56ZM59 98H61V97H59ZM64 98H66V96L64 97ZM70 98H71V96H70ZM75 98V97H74ZM82 98V97H81ZM93 98V97H92ZM115 98V97H114ZM117 98V97H116ZM119 98H120V96H119ZM126 98V97H125ZM124 98V99H125ZM150 98H151V96H150ZM149 98V99H150ZM203 98H205V97H203ZM214 98V97H213ZM223 98V97H222ZM79 99V98H78ZM94 99V98H93ZM96 99V98H95ZM165 99H163V100H165ZM207 99V98H206ZM205 99V100H206ZM48 100H50V99H48ZM67 100V99H66ZM71 99H69V101H70ZM77 100V99H76ZM84 100V99H83ZM110 100V99H109ZM114 100H116V99H113V102H115ZM170 100V101H171ZM41 101V100H40ZM58 101V100H57ZM60 101V100H59ZM74 101V100H73ZM95 101V100H94ZM94 101H93V103H94ZM152 101V100H151ZM208 101V100H207ZM47 102V101H46ZM46 102H44L45 104H46ZM55 102V101H54ZM84 102H86V101H84ZM83 102V103H84ZM89 102V101H88ZM91 102V101H90ZM89 102V103H90ZM111 102V101H110ZM172 102V101H171ZM219 102H220V100H219ZM230 102V103H231ZM40 103H42V102H39V104ZM48 103H50V102H47V105H48ZM59 103V102H58ZM57 103V104H58ZM89 103H88V105H89ZM158 103V102H157ZM156 103V104H157ZM186 103H188V105H186ZM217 103V102H216ZM215 103V104H216ZM227 103V102H226ZM237 103V104H236ZM241 103V104H242ZM55 104V103H54ZM59 104H62V103H59ZM58 104V105H59ZM69 104V103H68ZM110 104V103H109ZM108 103H106L105 102V97H104V100L102 99V100H98V103L96 104V108L94 109V111L92 112V114H94L93 116L94 117H92V118H94V120L96 121V125H98V124H100V123H102L101 122V119L104 117V116H106V119L104 120V122H103V126L104 127H102L103 129L105 128L106 130L108 129V130H114V134H115V140H114V137H113V139H112V137H111V139L112 140H114L113 141V143H115V144H113V145H116L117 144V142L119 141V143L122 141L121 139L123 138H125V141H126V139H130V137L131 136H133V134L132 133H136V131L134 130V132H132V133H128L127 132V130H126V128H125V126H127L128 125V122L130 121V118H131V115H129V119H126V120H124L123 121V119L125 118V117H123V115L122 116H120V115H118V116H114V118H112V116L114 115L113 113H115V108H114V110H113V107H111V109L109 108V106H111V105H109ZM155 104V103H154ZM214 104V103H213ZM223 104V103H222ZM240 104V105H241ZM51 105H52V103H51ZM56 105V104H55ZM54 105V107H56V106H58V105H56L55 106ZM70 105V104H69ZM68 105V106H69ZM72 105V104H71ZM76 105V104H75ZM84 105L85 106H88L87 104H85L84 103ZM143 105V104H142ZM158 105H159V103H158ZM208 105V104H207ZM212 104L210 103V106H211ZM46 106V105H45ZM48 106H50V105H48ZM53 106V105H52ZM81 106V105H80ZM140 106V105H139ZM209 106V105H208ZM217 106H219V105H217ZM232 106V105H231ZM230 106V107H231ZM66 107V106H65ZM72 109L70 108V110L72 111H74V113L76 112L77 114L79 113L80 114V112H79V110H80V108L82 109V106L80 107V108H78V106H77V108L79 109H76V108H74V106L72 105ZM89 107V106H88ZM90 107H91V105H90ZM142 107H144V106H142ZM141 107V108H142ZM221 107V106H220ZM224 107V106H223ZM222 107V108H223ZM229 107V108H230ZM239 107H241V106H238L237 107V110L239 109ZM56 108H58V107H56ZM85 108V107H84ZM214 108V107H213ZM233 108V107H232ZM242 108V107H241ZM243 108H244V104H243ZM243 108H242V110H243ZM66 109H67V107H66ZM87 109V108H86ZM234 109H236V108H234ZM244 109H246V108H244ZM52 110H53V108H52ZM83 110V109H82ZM120 110V109H119ZM217 110H218V108H217ZM63 111V110H62ZM70 111V112H71ZM90 111V110H89ZM106 111H107V113L108 114H106ZM173 111V112H172ZM42 112H44L43 110H42ZM56 112V111H55ZM82 112V111H81ZM119 112V111H118ZM124 112V111H123ZM145 112H146V110H145ZM219 112V111H218ZM68 113V112H67ZM72 113V112H71ZM73 113V114H74ZM75 113V114H76ZM121 113V112H120ZM126 113V112H125ZM192 113H190L191 115H192ZM223 113V112H222ZM233 113V112H232ZM241 113V112H240ZM244 113V112H243ZM32 114V113H31ZM61 114V113H60ZM122 114V113H121ZM127 114V113H126ZM239 114V113H238ZM41 115V114H40ZM43 115V114H42ZM41 115V116H42ZM45 115H47V114H45ZM146 115H147V113H146ZM145 115V116H146ZM150 115V114H149ZM153 115V114H152ZM151 115V116H152ZM210 115V114H209ZM240 115V114H239ZM238 115V116H239ZM241 115H242V113H241ZM25 116V115H24ZM57 116V115H56ZM61 116V115H60ZM66 116V115H65ZM92 116V115H91ZM154 116V115H153ZM154 116V117H155ZM243 116V115H242ZM27 117V116H26ZM59 117V116H58ZM68 117V116H67ZM76 117V116H75ZM90 117V116H89ZM147 118H148V116H146ZM241 117V116H240ZM240 117H238V119L240 118ZM244 117V116H243ZM40 118V117H39ZM46 118V117H45ZM50 118V117H49ZM78 118V117H77ZM92 118H88V121H90ZM138 118V117H137ZM142 118V117H141ZM150 118V117H149ZM187 118V119H186ZM41 119V118H40ZM46 119H48V118H46ZM54 119V118H53ZM63 119V118H62ZM61 119V120H62ZM238 119H236V121L238 120ZM38 120V119H37ZM36 120V121H37ZM44 120V119H43ZM42 120V121H43ZM69 120V119H68ZM78 120V119H77ZM87 119H85V121H86ZM93 120V121H94ZM134 120V119H133ZM146 120V119H145ZM150 120V119H149ZM149 120H146V121H149ZM152 120V119H151ZM158 120V119H157ZM53 121V120H52ZM54 121H55V119H54ZM64 121V120H63ZM84 121V120H83ZM143 121V120H142ZM142 121H141V123H142ZM145 121V122H146ZM153 121V120H152ZM160 121V120H159ZM66 122V121H65ZM64 122V123H65ZM132 122V126L134 125L133 124V121H131ZM149 122H151V121H149ZM156 121L154 120V123H155ZM41 123V122H40ZM39 123V124H40ZM43 123V122H42ZM52 123V122H51ZM61 123H63L62 121H61ZM63 123V124H64ZM74 123V122H73ZM147 123V122H146ZM152 123V122H151ZM19 124V123H18ZM58 124V123H57ZM60 124V123H59ZM58 124V125H59ZM76 124V123H75ZM94 124V123H93ZM130 124V123H129ZM136 124V123H135ZM143 124H145L144 123V121H143ZM211 124V123H210ZM34 126H35V122H34V124H33ZM45 125V124H44ZM61 125V124H60ZM89 125V124H88ZM87 125V126H88ZM96 125H91V127L93 126V127H95L96 128ZM138 126H139V124H137ZM137 125H135L136 127H137ZM151 125V124H150ZM153 125V124H152ZM56 126V125H55ZM54 126V127H55ZM73 126V125H72ZM80 126V125H79ZM78 126V127H79ZM90 126V125H89ZM146 126V125H145ZM154 126V125H153ZM160 126V125H159ZM159 126H158V128H159ZM24 127V126H23ZM63 127V126H62ZM61 127V128H62ZM90 127V128H91ZM129 127V126H128ZM165 127V128H166ZM42 128V127H41ZM44 128V127H43ZM60 128V127H59ZM86 128V127H85ZM149 128V127H148ZM147 128V129H148ZM156 128V127H155ZM53 129V128H52ZM71 129V128H70ZM87 129V128H86ZM94 129V128H93ZM102 129V130H103ZM122 129V130H121ZM130 129H132V128H130ZM129 129V130H130ZM138 129V128H137ZM136 129V130H137ZM151 129V128H150ZM154 129V128H153ZM90 130V129H89ZM88 130V131H89ZM96 130V129H95ZM107 130V131H108ZM155 130V129H154ZM153 130V131H154ZM175 130V132H173ZM13 131H15V130H13ZM27 131V130H26ZM25 131V132H26ZM35 131V130H34ZM44 131V130H43ZM100 131L101 130H99V133H100ZM140 131H141V129H140ZM139 131V132H140ZM148 131V130H147ZM150 131V130H149ZM172 131V132H171ZM197 131L196 132H193V133H195V135H197L196 133H197ZM20 132V131H19ZM73 132V131H72ZM83 132V131H82ZM90 132V131H89ZM93 132H95V131H93ZM92 132V129H91V133H90V135L93 133ZM34 133V132H33ZM48 133V132H47ZM65 133H66V131H65ZM74 133V132H73ZM108 134H109V131L107 132ZM111 133V132H110ZM142 133V132H141ZM140 133V134H141ZM148 133V132H147ZM188 133V134H187ZM210 133V132H209ZM20 134H21V132H20ZM37 134V133H36ZM87 134V133H86ZM89 134V133H88ZM112 134V133H111ZM113 134V135H114ZM153 134V133H152ZM207 133H204L203 134V136H202V138H204L205 136L204 135H206ZM27 135H29V134H27ZM31 135V134H30ZM67 135V134H66ZM65 134L63 135L62 134V141H61V145H63V149L62 150H60L59 152L60 153H63V156H64V158L65 159H63L62 158V156H58V159L61 157V159H59V160H57V159H55V160H51L50 161V163L48 162V163H46L43 167H41V168H47V170L46 171H48V172H45V173H47V174H52V175H56V176H53L52 178H53V180L52 179H50L51 180V182L52 181H54V179L55 178H59V179H63V180H65V181H67V183L65 182H63L64 184H60L58 187L60 188V187H62L63 185H67V184H69L70 185V182L71 183H73V185L74 184H76V186L74 185L73 187H77V185L78 186H80L81 185V182L83 181L82 179H81V177H78V174H77V172H76V174H74L73 173V169L75 168L74 167V165L73 166H68L67 164H70V161H74V160H76L75 158H69V161H68V157L66 156V154H68V153H66V152H68V150H69V148H70V145H72V144H70L69 145V143H71V142H67V136H66ZM80 135V134H79ZM98 135V134H97ZM96 135V133H95V136H97ZM119 135H121V137L119 136ZM154 135H155V133H154ZM175 135H177V139L178 140H176L175 142H173V141H171V140H173V138H175L174 136ZM53 136H54V134H53ZM134 136H135V134H134ZM140 136V135H139ZM142 136V135H141ZM145 136H147V135H144V138H145ZM192 136V135H191ZM88 137V136H87ZM98 137V136H97ZM143 137V136H142ZM148 137V136H147ZM162 137V138H161ZM198 137V136H197ZM26 138V137H25ZM53 138V137H52ZM86 137H84V139H85ZM107 138H108V136H107ZM24 139V138H23ZM38 139H39V136L38 135H35V134H33L32 136H31V142L29 141V143H32L31 145H29V146H31L30 148H29V150L32 148V146H33V148L34 147H36V142L38 141ZM45 139V138H44ZM48 139V138H47ZM49 139H51V138H49ZM90 139H93V137H91ZM95 139H96V137H95ZM94 139V140H95ZM110 139V136H109V140H111ZM136 139H138V138H136ZM27 140V139H26ZM53 140V139H52ZM58 140V139H57ZM87 140H89V138H87ZM94 140H90V142L92 141V143L94 142ZM21 141H22V139H21ZM137 141V140H136ZM181 141V142H180ZM189 141V142H188ZM192 141V140H191ZM194 141V140H193ZM192 141V143H193V145H195V141L193 142ZM7 142V141H6ZM26 142V141H25ZM50 142V141H49ZM75 142V141H74ZM88 142V141H87ZM86 142V143H87ZM89 142V146H90V144H92V143H90ZM109 142V141H108ZM144 142V141H143ZM14 143V142H13ZM28 143V142H27ZM38 143V142H37ZM76 143V142H75ZM85 143V142H84ZM104 143V142H103ZM112 143V142H111ZM137 143V142H136ZM39 144V143H38ZM105 144V143H104ZM107 144V143H106ZM109 144V143H108ZM147 144V143H146ZM182 144V145H183ZM190 144H191V142H190ZM189 144V145H190ZM28 145V144H27ZM35 145V146H34ZM54 145V144H53ZM52 144L51 145H49L48 146V148L50 147H52L53 146ZM56 145V144H55ZM98 145V144H97ZM141 145V144H140ZM145 145V144H144ZM143 145V146H144ZM185 145V144H184ZM197 145V144H196ZM20 146V145H19ZM25 146V145H24ZM40 147H41V145H39ZM57 146V145H56ZM92 146V145H91ZM94 146L96 147V144H94ZM109 146H110V144H109ZM5 147V146H4ZM39 147V148H40ZM58 147H59V145H58ZM73 147V146H72ZM71 147V148H72ZM101 147V146H100ZM114 147V146H113ZM188 147V146H187ZM26 148V147H25ZM28 148H26V149H28ZM32 148V152H33V149ZM39 148H37V149H39ZM48 148L46 149V152H48ZM62 148V147H61ZM88 148H90L89 150H91V147H88ZM105 148H106V146L104 147L103 146V149L105 150ZM107 148H110V147H107ZM124 148V147H123ZM122 148V149H123ZM135 148V147H134ZM144 148V147H143ZM194 148V147H193ZM99 149V148H98ZM102 149V150H103ZM121 149V148H120ZM122 149H121V151H122ZM182 149H184V148H182ZM190 149V148H189ZM29 150H28V152H29ZM40 150V149H39ZM38 150V151H39ZM107 150H109V149H107ZM125 150V149H124ZM128 150V149H127ZM160 150V151H159ZM185 150V149H184ZM26 151V150H25ZM35 151H37V150H35ZM34 151V152H35ZM58 151V150H57ZM101 151V150H100ZM129 151V150H128ZM127 151V152H128ZM133 151H134V149H133ZM139 151H142V149L141 150H139ZM138 151V152H139ZM186 151V150H185ZM189 151V150H188ZM195 151H196V149H195ZM201 151V150H200ZM31 152V151H30ZM33 152V153H34ZM46 152H44L43 154H39V157H40V159H41V157H43V156H45L46 155ZM56 152V151H55ZM54 152V153H55ZM88 152V151H87ZM98 152V151H97ZM126 152V151H125ZM144 152V151H143ZM142 152V153H143ZM155 152V151H154ZM159 152V153H158ZM192 152H193V150H192ZM198 152H199V150H198ZM205 152V151H204ZM203 152V153H204ZM60 153L59 154H57V155H60ZM101 152H99V154H100ZM104 153V152H103ZM102 153V154H103ZM106 153V152H105ZM111 153V152H110ZM132 153H134V152H132ZM131 153V154H132ZM146 153V152H145ZM189 153V152H188ZM188 153H184L185 155L187 154L188 155ZM191 153V152H190ZM195 153V152H194ZM29 153H27L26 155H28ZM30 154H32V153H30ZM52 154V153H51ZM71 154H72V152H71ZM94 154V153H93ZM107 154H109V153H107ZM192 154V153H191ZM92 155V154H91ZM91 155H89L90 157H92ZM96 155V154H95ZM98 155V154H97ZM104 155V154H103ZM193 155H195V154H193ZM5 156V155H4ZM25 156V155H24ZM24 156H21L22 158L24 157ZM31 156H33V155H30V157ZM67 157V159H66V157ZM89 156H88V158L87 159H89L90 160V158H89ZM123 156V155H122ZM136 156V155H135ZM20 157V158H21ZM28 157V156H27ZM53 157H54V155H53ZM71 157V156H70ZM77 157V156H76ZM81 157V156H80ZM79 157V158H80ZM109 157V156H108ZM56 158V157H55ZM86 158V157H85ZM118 158V157H117ZM123 158V157H122ZM136 159H137V157H135ZM145 158L147 159V161L145 160ZM29 159V158H28ZM78 159V158H77ZM95 159V158H94ZM93 159V160H94ZM97 160H98V158H96ZM106 159V158H105ZM116 159V158H115ZM136 159L134 160V161H136ZM185 159H186V157H185ZM184 159V160H185ZM24 160H26V156H25V159ZM85 160V159H84ZM91 160H92V158H91ZM110 160H112V159H110ZM119 160V159H118ZM123 160V159H122ZM117 161V159H116V167L117 168H121V171H122V168L123 167H125V166H127L126 164H127V161L125 162L124 160L123 161ZM143 160H145V162H142ZM187 160V162H188V160L189 159H186ZM27 161V160H26ZM29 162L31 161L32 162V160H28ZM96 161V160H95ZM99 161V160H98ZM106 161V160H105ZM182 161V162H181ZM86 162H89V161H86ZM92 162H94V161H92ZM110 162V161H109ZM120 162L122 163V164H120ZM130 162V161H129ZM132 160H131V163L130 164H132ZM172 162V163H171ZM76 163V162H75ZM81 163H83V162H81ZM95 163V162H94ZM104 163V162H103ZM112 163H114V162H112ZM136 163H137V161H136ZM136 163H135V165H136ZM185 163V162H184ZM100 164V163H99ZM105 164V163H104ZM129 164V163H128ZM137 164V165H138ZM27 165H29V164H27ZM46 165L48 166V167H46ZM77 165V164H76ZM80 165V164H79ZM82 166H83V164H81ZM112 165V164H111ZM25 166H26V164H25ZM30 166V165H29ZM94 166V165H93ZM98 166V165H97ZM102 166V168H103V165H101ZM100 166V167H101ZM106 166V165H105ZM108 166V165H107ZM131 166V165H130ZM129 166V167H130ZM172 166H175V167H172ZM91 167V166H90ZM113 167L114 166H112V169H113ZM129 167H125L126 169H124V171H122V172H124V173H126L127 171H128V169H129ZM132 167V166H131ZM134 167V166H133ZM77 168H79V169H83V168H81V166H78ZM135 168V167H134ZM29 169V168H28ZM61 169H63L64 170V172H61L60 173V170ZM93 169V168H92ZM95 169H96V167H95ZM105 169V168H104ZM137 169H135V170H137ZM188 169V168H187ZM77 170V169H76ZM84 170H86V169H84ZM84 170H83V174H86V173H84ZM94 170V169H93ZM98 170H101V169H98ZM114 170V169H113ZM186 170V169H185ZM27 171V170H26ZM40 171H42V169H40ZM44 171V170H43ZM62 171V170H61ZM74 171H75V169H74ZM77 171H80V170H77ZM111 171V170H110ZM117 171H119V170H117ZM121 171H119V172H121ZM130 171V170H129ZM128 171V172H129ZM132 171V170H131ZM66 172V173H65ZM81 172V171H80ZM79 172V174L81 175V173ZM93 172V171H92ZM104 172V171H103ZM136 172V171H135ZM194 172V171H193ZM25 173V172H24ZM35 173H37V172H35ZM34 173V174H35ZM39 174H41L40 172H38ZM58 175H57V174ZM95 173V172H94ZM112 173V172H111ZM114 173V172H113ZM115 173H117V172H115ZM47 174H45V175H47ZM61 174H63L64 175V177L63 176H61ZM82 174V175H83ZM106 174V173H105ZM188 174V173H187ZM191 174V173H190ZM189 174V175H190ZM20 175V174H19ZM18 175V176H19ZM36 175V174H35ZM35 175H32L33 177L35 176ZM91 175V174H90ZM107 175V174H106ZM116 175H118V174H116ZM123 175V174H122ZM121 175V176H122ZM127 175V174H126ZM25 176V175H24ZM40 176V175H39ZM43 176V175H42ZM99 176V175H98ZM121 176H117V177H121ZM14 177V176H13ZM20 177H22V176H20ZM112 177H113V175H112ZM19 178V177H18ZM85 178V177H84ZM89 178V177H88ZM87 178V179H88ZM124 178H125V176H124ZM124 178L123 179H121V180H124ZM127 178V177H126ZM95 179V178H94ZM110 178H108V180H109ZM113 179V178H112ZM119 179V178H118ZM119 179V180H120ZM182 179H184V178H182ZM196 179V178H195ZM18 180V179H17ZM82 180V181H81ZM89 180V179H88ZM100 180V182H101V179H99ZM23 181V180H22ZM81 181V182H80ZM125 182L127 181V180H124ZM29 182V181H28ZM50 182V183H51ZM87 182V181H86ZM106 182V181H105ZM131 182V181H130ZM131 182V183H132ZM30 183V182H29ZM79 183H80V185H79ZM89 182H87V184H88ZM118 183V184H117ZM116 184H117V186H118V188H119V186L121 187V183H119V181L117 182ZM133 183V184H134ZM83 184H85V187H86V183H83ZM106 184V183H105ZM116 184H113L114 186L116 185ZM191 184H193V183H191ZM35 185V184H34ZM37 185V184H36ZM68 185V186H69ZM101 185V184H100ZM113 185H112V187H113ZM125 185H126V183H125ZM131 186H132V184H130ZM19 186V185H18ZM30 186V185H29ZM33 186V185H32ZM38 186V185H37ZM37 186H36V188H34L35 186H33V188L34 189H37ZM84 186V185H83ZM95 186V185H94ZM127 186V185H126ZM128 186H129V184H128ZM190 186V185H189ZM26 187V186H25ZM46 187V186H45ZM44 187V188H45ZM85 187H80V191H82L83 190V188L84 189H86ZM40 188V187H39ZM47 188V187H46ZM69 188V187H68ZM71 188V187H70ZM116 187H114V189H115ZM117 188V189H118ZM127 188V187H126ZM130 188V187H129ZM128 188V189H129ZM134 188V187H133ZM132 188V189H133ZM33 189V190H34ZM67 189V188H66ZM72 189V188H71ZM77 189H78V187H77ZM93 189V188H92ZM105 189V188H104ZM103 189V190H104ZM108 189V188H107ZM109 189H110V187H109ZM112 189V188H111ZM120 189V188H119ZM119 189H118V191H119ZM136 189H134V190H136ZM23 190V189H22ZM39 190H41V189H39ZM43 190V189H42ZM44 190H46V189H44ZM95 190V189H94ZM97 190V189H96ZM125 190V189H124ZM127 190V189H126ZM125 190V191H126ZM20 191V190H19ZM54 192H55V190H53ZM52 191V192H53ZM70 192L72 191V190H69ZM74 191H76V190H74ZM89 192L91 191V190H88ZM98 191V190H97ZM130 191V190H129ZM185 191V190H184ZM199 191V190H198ZM28 192V191H27ZM43 192V191H42ZM73 192V191H72ZM83 192V191H82ZM103 192V191H102ZM113 192V191H112ZM116 192V191H115ZM127 192V191H126ZM173 192H177L176 193V195H175V197H172V195H173ZM192 192V191H191ZM2 193V192H1ZM30 193V192H29ZM69 193V192H68ZM78 193V192H77ZM86 193H87V190H86V192H85V190H84V192H83V194H80V200H81V198H84L85 196H86ZM96 193V192H95ZM111 193V192H110ZM122 193V192H121ZM128 193V192H127ZM130 193V192H129ZM136 193V192H135ZM22 194H23V192L21 193V196H22ZM26 194V193H25ZM31 194V193H30ZM29 194V195H30ZM32 194H33V192H32ZM31 194V195H32ZM39 194V192L36 194V195H38ZM41 194V193H40ZM39 194V196H41ZM28 194H26L25 196H24V198L26 197L27 199H30L31 197L29 196ZM33 195H35V194H33ZM64 195V194H63ZM76 195V194H75ZM79 195V194H78ZM77 195V196H78ZM87 195H89V194H87ZM92 195V194H91ZM108 195V194H107ZM111 195V194H110ZM194 195V194H193ZM15 196V195H14ZM28 196L30 197V198H28ZM66 196V195H65ZM115 196H117V195H115ZM20 197V196H19ZM36 197V196H35ZM42 197V196H41ZM41 197H39L38 198V196H37V198L40 200V198ZM64 197V196H63ZM71 197V196H70ZM72 197H75V196H72ZM122 197H124V196H122ZM15 198H18V194H16V197ZM21 198H23V196L21 197ZM76 198V197H75ZM92 198V197H91ZM113 198V197H112ZM119 198V197H118ZM118 198H116V199H118ZM121 198V197H120ZM13 199H14V197H13ZM20 199V198H19ZM64 199V198H63ZM66 199V198H65ZM74 199V198H73ZM95 199H97L96 197H95ZM124 199V198H123ZM11 200H12V198H11ZM23 200V199H22ZM26 200V199H25ZM25 200H23V203H24V201ZM36 200V199H35ZM34 200V201H35ZM57 200V199H56ZM67 200H68V197H67ZM75 200V199H74ZM73 200V201H74ZM110 199H108V201H109ZM119 200V199H118ZM129 200H131V199H129ZM129 200H126V201H128V202H130ZM38 201V200H37ZM72 201V202H73ZM89 201V200H88ZM87 201V202H88ZM94 201H96V200H94ZM112 201V200H111ZM113 201H117V200H114L113 199ZM120 201V200H119ZM123 201V200H122ZM12 202V201H11ZM71 202V201H70ZM86 202V201H85ZM4 203H6V202H4ZM22 203V202H21ZM22 203V204H23ZM30 203V202H29ZM32 205L33 206H35V204H37L38 202H36V203H34L33 201H32ZM112 203V202H111ZM114 203V202H113ZM127 203V202H126ZM125 203V204H126ZM20 204V203H19ZM22 204H20V205H22ZM94 204V203H93ZM117 204V203H116ZM119 204V203H118ZM120 204H121V202H120ZM125 204L123 205L125 208H127L126 206H125ZM134 204V203H133ZM133 204H131V205H133ZM191 204V203H190ZM2 205H4V204H2ZM20 205H18V206H20ZM30 205H31V203H30ZM29 204L27 205V206H30ZM31 205V206H32ZM102 205V204H101ZM101 205H100V207H101ZM107 205V204H106ZM129 204H127V206H128ZM182 205V206H181ZM5 206V205H4ZM17 206V207H18ZM24 206V205H23ZM22 206V207H23ZM30 206V207H31ZM38 206V205H37ZM87 205H85V207H86ZM99 206V205H98ZM116 206V205H115ZM118 206V205H117ZM130 206V205H129ZM128 206V207H129ZM136 206H134V207H136ZM167 209V207H169L170 209L168 210V212L167 213H165L164 214V212H163V210H164V207ZM21 207V206H20ZM20 207H18V208H20ZM21 207V208H22ZM26 207V206H25ZM62 207H64V206H62ZM76 207V206H75ZM88 207V206H87ZM120 207V206H119ZM187 207V206H186ZM3 208V207H2ZM17 208V209H18ZM74 208V207H73ZM73 208H72V210H73ZM82 208V207H81ZM80 208V209H81ZM90 208V207H89ZM93 208V207H92ZM97 208V207H96ZM116 208V207H115ZM138 208V207H137ZM142 208H140V209H142ZM185 208V207H184ZM6 209V208H5ZM43 209V208H42ZM50 209V208H49ZM79 209V208H78ZM83 209V208H82ZM81 209V210H82ZM94 209V208H93ZM93 209L91 210V211H93ZM128 209V208H127ZM130 209V208H129ZM140 209H138V210H140ZM191 209V208H190ZM1 210V209H0ZM3 210V209H2ZM1 210V211H2ZM44 210V209H43ZM80 210V211H81ZM126 210V209H125ZM40 211H41V209H40ZM59 211H60V209H59ZM79 211V210H78ZM88 211V210H87ZM127 211V210H126ZM136 211H132V212H136ZM142 211V210H141ZM183 211H185V210H183ZM13 212V211H12ZM19 212V211H18ZM25 212V211H24ZM36 212V211H35ZM72 212V211H71ZM140 212V211H139ZM187 212V211H186ZM38 213V212H37ZM43 213V212H42ZM79 213V212H78ZM77 213V214H78ZM86 213V211L84 212V214ZM102 213V212H101ZM144 213V212H143ZM54 214H55V212H54ZM69 214H71V213H69ZM76 214V213H75ZM97 214V213H96ZM126 214H128L127 212H126ZM184 214V213H183ZM4 215V214H3ZM12 215V214H11ZM27 215V214H26ZM33 215V214H32ZM87 215V214H86ZM149 215V214H148ZM152 215V216H153ZM97 216V215H96ZM142 216V215H141ZM35 217V216H34ZM33 217V218H34ZM74 217V216H73ZM120 217V216H119ZM143 217V216H142ZM10 218V217H9ZM24 218V217H23ZM30 218H32V216L30 217ZM44 218V217H43ZM87 218H88V216H87ZM86 218V219H87ZM122 218V217H121ZM185 218V217H184ZM8 219V218H7ZM82 219V218H81ZM167 219V218H166ZM19 220H20V217H19ZM39 220H40V218H39ZM143 220H145V221H143ZM183 220V219H182ZM181 220V221H182ZM20 221H24V220H20ZM20 221H19V224H20ZM26 221H28L27 219H26ZM25 221V222H26ZM41 221V220H40ZM73 221H75V220H73ZM78 221V220H77ZM92 221V220H91ZM94 221V220H93ZM144 222V224H140V225H138L140 222ZM4 222V221H3ZM15 222V221H14ZM32 222V221H31ZM96 222H97V220H96ZM183 222V221H182ZM185 222V221H184ZM183 222V223H184ZM39 223V222H38ZM56 223V222H55ZM176 223H174L173 225H175ZM180 223V222H179ZM18 224V223H17ZM40 224H41V222H40ZM47 224V223H46ZM62 224V223H61ZM60 224V225H61ZM64 224V223H63ZM92 224V223H91ZM93 224L95 225V223L93 222ZM135 224V225H136ZM181 224V223H180ZM186 224V223H185ZM21 225H23V224H21ZM31 225H32V223H31ZM77 225V224H76ZM93 225V226H94ZM98 225V224H97ZM6 226H7V224H6ZM9 226V225H8ZM19 226V225H18ZM30 226V225H29ZM35 226V225H34ZM39 226V225H38ZM70 226V225H69ZM88 226H91V225H88ZM92 226V227H93ZM96 226V225H95ZM94 226V227H95ZM178 226V225H177ZM176 226V227H177ZM180 226V225H179ZM40 227V226H39ZM62 227V226H61ZM157 227V228H156ZM174 227V226H173ZM3 228H5V227H3ZM13 228H15L14 227V225H13ZM38 228V227H37ZM45 228V227H44ZM43 228V229H44ZM51 228V227H50ZM59 228V227H58ZM57 228V229H58ZM156 228V229H155ZM0 229H2V228H0ZM40 229V228H39ZM42 229V228H41ZM40 229V230H41ZM132 229V228H131ZM181 229H183V227H181ZM184 229H186V228H184ZM34 230V229H33ZM38 230V229H37ZM86 230V229H85ZM134 230V229H133ZM188 230V229H187ZM20 233L22 234V228L20 229ZM24 231V230H23ZM45 231V230H44ZM50 231V230H49ZM132 231V230H131ZM184 231V230H183ZM35 232V231H34ZM48 232V231H47ZM52 232V231H51ZM63 232V231H62ZM76 232V231H75ZM135 232V231H134ZM175 232V233H174ZM185 232V231H184ZM250 232H252V231H250ZM13 233V232H12ZM19 233V234H20ZM32 233V232H31ZM56 234H57V232H55ZM97 233V232H96ZM137 233H135V234H137ZM180 233H181V231H180ZM179 233V234H180ZM29 234V233H28ZM33 234V233H32ZM40 234V233H39ZM77 234V233H76ZM178 234V235H179ZM182 234V233H181ZM194 234H195V232H194ZM13 235V234H12ZM78 235V234H77ZM82 235V234H81ZM97 235H99V234H97ZM133 235V234H132ZM192 235V234H191ZM4 236V235H3ZM19 236V235H18ZM64 236V235H63ZM68 236V235H67ZM92 236V235H91ZM136 236H138V234L136 235ZM135 236V237H136ZM188 236V235H187ZM193 236V235H192ZM195 236H197V235H195ZM20 237V236H19ZM19 237H17L18 239H19ZM25 237V236H24ZM29 237V236H28ZM53 237V236H52ZM172 237V238H171ZM21 238V237H20ZM61 238V237H60ZM66 238V237H65ZM69 238V237H68ZM93 238V237H92ZM176 238V237H175ZM175 238H173V240L175 239ZM185 238V237H184ZM194 238V237H193ZM198 238V237H197ZM24 239V238H23ZM27 239V238H26ZM34 239V238H33ZM48 239V238H47ZM49 239H51V238H49ZM72 238H70L69 240H71ZM144 239V238H143ZM188 239V238H187ZM202 239V238H201ZM17 240V239H16ZM22 240V239H21ZM37 240H39V239H37ZM68 240V239H67ZM66 240V241H67ZM136 240V239H135ZM147 240V239H146ZM194 240V239H193ZM197 240V239H196ZM23 241V240H22ZM28 241V240H27ZM42 241V240H41ZM49 241V240H48ZM72 241V240H71ZM79 241V240H78ZM143 241V240H142ZM198 241V240H197ZM32 242V241H31ZM35 242H37V241H35ZM34 242V243H35ZM52 242V241H51ZM73 242V241H72ZM175 242V241H174ZM181 242V241H180ZM185 242V241H184ZM48 243V242H47ZM55 243V242H54ZM53 243V244H54ZM71 243V242H70ZM75 243V242H74ZM74 243H72V244H74ZM200 243H202V242H200ZM231 242H229V244H230ZM243 243H244V241H243ZM263 243V242H262ZM12 244V243H11ZM32 244V243H31ZM57 244H58V242H57ZM64 244V243H63ZM94 244V243H93ZM139 244H140V242H139ZM138 244V245H139ZM145 244V243H144ZM171 245H172V248H173V244L172 243H170ZM177 244V243H176ZM176 244H175V246H176ZM203 244V243H202ZM232 244H234V243H232ZM237 244V243H236ZM261 244V243H260ZM37 245V244H36ZM60 245H62V244H60ZM71 245V244H70ZM142 245V244H141ZM178 245V244H177ZM225 245V244H224ZM227 245V244H226ZM241 245H243V244H241ZM14 246V245H13ZM45 246V245H44ZM64 246V245H63ZM175 246H174V248H175ZM180 246H181V243H180ZM179 246V247H180ZM208 246V245H207ZM237 246H240L239 244L238 245H234V247H237ZM255 246V245H254ZM262 246H264V245H262ZM7 247V246H6ZM15 247V246H14ZM30 247V246H29ZM46 247V246H45ZM58 247V246H57ZM61 247V246H60ZM227 247H230V245H227ZM257 247V246H256ZM9 248V247H8ZM17 248V247H16ZM71 248H75V247H71ZM177 248V250H178V247H176ZM205 248H207V247H205ZM226 248V247H225ZM245 248H246V246L244 245V251H246L245 250ZM253 248V247H252ZM252 248H249V249H251V250H253ZM262 248V247H261ZM24 249V248H23ZM26 249V248H25ZM38 249V248H37ZM43 249V248H42ZM78 249V248H77ZM76 249V250H77ZM137 249V248H136ZM203 249V250H202ZM230 249V248H229ZM247 249V248H246ZM248 249V250H249ZM13 250H14V248H13ZM22 250V249H21ZM20 250V251H21ZM41 250V249H40ZM44 250V249H43ZM54 250V249H53ZM73 250V249H72ZM71 250V251H72ZM83 250H84V248H83ZM138 250V249H137ZM231 250V249H230ZM242 250V249H241ZM251 250H249L250 252H253V251H251ZM15 251V250H14ZM50 251V250H49ZM70 251V252H71ZM151 251H152V254H151ZM203 251V252H202ZM239 251V252H238ZM259 251V250H258ZM257 251V252H258ZM261 251V250H260ZM0 252H2V251H0ZM5 252H7V250H5ZM38 252V251H37ZM45 252V251H44ZM46 252H47V250H46ZM67 251H65V253H66ZM80 252V251H79ZM242 252H243V250H242ZM255 252V251H254ZM3 253H4V250H3ZM2 253V254H3ZM8 253V252H7ZM7 253H4L3 254V257L4 258H6L5 257V255L7 254ZM36 253V252H35ZM40 253V252H39ZM64 253V254H65ZM69 253V252H68ZM84 253V252H83ZM175 253H178V254H175ZM246 253V252H245ZM25 254V253H24ZM46 254V253H45ZM58 254V253H57ZM79 254V253H78ZM140 254V253H139ZM249 254V253H248ZM23 255V254H22ZM52 255V254H51ZM54 255H56V253L54 254ZM59 255V254H58ZM61 255V254H60ZM80 255V254H79ZM78 255V256H79ZM141 255V254H140ZM142 255H145L146 256V254H142ZM251 255V254H250ZM16 256V255H15ZM21 256V255H20ZM24 256V255H23ZM74 256V255H73ZM263 256V255H262ZM8 257V259L10 258L9 257V255L7 256ZM19 257V256H18ZM25 257V256H24ZM61 257V256H60ZM76 257V256H75ZM82 257V256H81ZM194 257V256H193ZM138 258V257H137ZM140 258V257H139ZM145 258V257H144ZM149 258V257H148ZM148 258H146V259H148ZM153 258H151L150 260L151 261H153L154 259ZM158 258V257H157ZM200 258H203L202 256L201 257H199V259ZM16 259V258H15ZM57 259V258H56ZM135 259V258H134ZM175 259V258H174ZM173 259V260H174ZM245 259V258H244ZM247 259V258H246ZM44 260H45V258H44ZM78 260H79V258H78ZM149 260V259H148ZM156 260V259H155ZM162 260H164V259H162ZM169 260V259H168ZM170 260H171V258H170ZM172 260V261H173ZM195 260V259H194ZM197 260V259H196ZM195 260V261H196ZM260 260V259H259ZM6 261H7V259H6ZM12 261V260H11ZM55 261V260H54ZM77 261V260H76ZM84 261V260H83ZM82 261V262H83ZM136 262H137V260H135ZM161 261V260H160ZM165 261V260H164ZM171 261V262H172ZM225 261V262H224ZM241 261V260H240ZM245 261V260H244ZM256 261V263H258V261L257 260H255ZM19 262V261H18ZM63 262H65V261H63ZM80 262V261H79ZM158 262V261H157ZM157 262H155V264L157 263ZM167 262V261H166ZM246 262V261H245ZM244 262V263H245ZM5 263V262H4ZM3 263V264H4ZM69 263V262H68ZM81 263V262H80ZM140 263H146L145 262V260H144V262L142 261V262H140ZM139 263V264H140ZM152 263V262H151ZM150 262L148 263V264H151ZM160 263V262H159ZM222 263V264H223ZM6 264H9V263H6ZM154 264V263H153ZM164 264V263H163ZM197 264V263H196ZM240 264H241V262H240ZM259 264V263H258Z\"/></svg>",
    "mask_w": 264,
    "mask_h": 264
},
{
    "label": "snow or ice",
    "instance_id": "3",
    "mask_svg": "<svg viewBox=\"0 0 264 264\" xmlns=\"http://www.w3.org/2000/svg\"><path fill=\"white\" fill-rule=\"evenodd\" d=\"M213 2H215V0H213ZM251 106L256 109L254 113V123L256 126V132L254 135L257 139H259L261 135H264V88L260 89L258 94L255 91L253 92ZM239 148H243V145L240 144ZM238 155L240 157V159L238 160V167H243L246 164V161L243 159L245 152L239 151ZM237 198L240 201H251V196L248 194L247 190L240 193ZM237 241H240V243H242V238L238 237Z\"/></svg>",
    "mask_w": 264,
    "mask_h": 264
}]
</instances>
